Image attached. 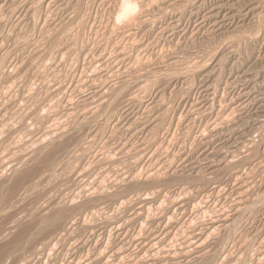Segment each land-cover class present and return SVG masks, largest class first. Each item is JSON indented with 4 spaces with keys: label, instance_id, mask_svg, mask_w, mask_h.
<instances>
[{
    "label": "rangeland",
    "instance_id": "1",
    "mask_svg": "<svg viewBox=\"0 0 264 264\" xmlns=\"http://www.w3.org/2000/svg\"><path fill=\"white\" fill-rule=\"evenodd\" d=\"M9 1L10 0H5V3L3 4L4 0H0V2H1L0 11L1 12L3 11L4 13H5V11H7L6 13H8V14H4L3 12L2 13L0 12L2 14L0 16V19L3 18L2 22L0 21V31L2 29H4V30L1 31L3 33L0 32V34H3V35H0V43H1L0 47L3 49V51L4 50L8 51V52L6 51V53L4 51V54H3L2 53L3 51H1L2 49L0 48L1 49L0 50V55H1L0 56V60H1L0 63H1V65H3V66H0V87H1V89H0V141H1L0 142V160L2 159V160H4L7 163L8 159H9V161H10L9 164L10 165H8L6 167L7 171L5 173L4 172H0V178L2 179L5 174L6 175L10 174V167L13 164L12 166H14L17 170L22 171L24 173L28 169L29 172H26V174L28 176L31 174V171H33V173L29 177V181L28 182L30 183V181H31L32 183H30V184L34 183V186L36 185L35 187L38 186V188H36V190H35L36 192L34 190L30 189L31 191L29 190V192L26 193L27 195H24V196H20L21 193H18L19 196L16 194L19 198L16 196L15 197L16 200L14 199L15 206H13L14 203L12 204V206L15 207V208H13L12 206L9 205L8 206V210H6L7 209L6 205H4V206L2 205L1 206V207H4V208H1L2 210L0 209L1 212H2V214H0V240L2 241L1 235L4 238H3V242L0 241V247L4 246V244H7L6 242L4 243V241L8 242L9 240L11 241L12 239H14L15 236L19 232L18 229L14 230L13 231L14 235L16 233L17 234L15 236H13V238H12V235H11V237L7 235L8 238L9 237L10 238L9 239H5V238H7L5 233L7 232L8 227L11 226L12 221H14L16 218L17 219L18 218L21 219L22 216H24V215H26L28 213H31L30 211L33 212L34 209L37 208L38 206L40 207V205H44V202L46 200L48 201L50 199L48 197V195H49L48 191H49L51 196H55V197H51V200H56L57 198L61 197L62 199H64V200L66 199L68 202H70V204H72V203L73 204L74 203L75 204H78V203L79 204H83L85 202L86 205H88V206H85V204H83L84 206L82 207V211L77 213L79 215L73 217V220L75 222L78 220L79 217L81 219H83L84 222L82 224V222L79 220V223H78L77 227L75 225L72 226L73 230H70V232H69V233H71V237L69 238V242L68 243L67 242L64 243L63 241L56 240L55 245H53L54 246L53 247L54 251L51 252L52 255L50 253V256H47L48 258L46 257L45 259L42 260V262L40 261V262L36 263V261L35 262L33 261L32 262L33 264H53V263L54 264H62L63 262H64V264H68V263H70V264H169V263H172V262H173L172 264H176V263L177 264H180V263L181 264H183V263L184 264L185 263L189 264L190 262H188V260L191 259V258H193V259H191V262H193L194 257H192L193 254H191V251L193 252V247H194V244H195V237L200 232L204 231L208 227L209 224L216 223L217 222V218L220 220L221 219L220 216L224 217L225 215L228 216V214L230 215L231 213H233V211L236 209L235 207L238 206L237 202H238L240 196H241V198H245V197L249 198L250 197L251 199L254 197L255 199L253 198V200L256 201V197L257 196L259 197L261 195H258L255 192H259L258 186H260L261 184L264 185L263 182L261 183L262 179L264 181V126H263L264 125V119L260 118V117H264V115H263V113H264L263 109L264 108L263 109L262 108L258 109V111H260V112H258L257 108H256V111H255L254 106L251 107L252 110L250 108H248V107H246V109L245 108L244 109L236 108L237 111H236V113H234V115L239 113L238 111H240V114L236 115L237 117L233 116L232 118H230L227 121L228 123L226 122L227 125H226V123H224L225 125L221 124L220 127H219V125L217 127L218 128L217 129L218 132L221 130V128L223 126L224 127L222 128V130L224 128L225 129L223 131L221 130L219 132V133H221L222 139L221 140H217L216 143H214L215 145L213 144L211 146V148H213V150H216V151L219 150V152H221V153L223 152V154H227V153L229 154L230 153L229 155H231V157L229 158V160H230L231 163L229 162L230 163V167H229L227 173L223 174L222 176L219 175V177L216 175V177L218 178L217 179V178L214 177L215 175L208 174L209 171L204 169L205 165H202L201 168L199 169L200 171H199L198 175L201 176V177L203 176L202 177L203 179H201V181H206V179L208 180L209 178H207V177L210 176V179L208 181L212 182L211 184L209 183L212 186L209 185V187H208V182L206 181L207 184H205V182H200L198 180L200 178H198V179H195V178H193V179H184V177L181 178L183 175L189 174L188 173V171H189L188 168H189L191 163H194L195 160H197L196 158H198V160H199V161L197 160V162H200V160L202 158L201 154H203V153H200V152H202L201 151V146L198 145V144L201 142V139L203 138L202 136H204V134L208 131L207 127L212 124V120H213V123L215 122V120H214L216 118L215 116L217 115V113H220L219 112L220 110L217 109V108H220L219 104L217 103L220 100L217 99V98H216L217 100L215 99L213 101L214 103L212 102V104H214V105L216 104L214 107L212 105V108H213L212 111H214V109L216 108L214 113L210 109L207 110V109L202 108L205 102H209V104H211V98H207L205 100L204 93L202 91H200V89H199L200 85H198V84H201V82H200L201 78L199 77V75L202 76L203 74L208 72L209 69H210V71L211 70H215L212 67L216 68V66H218L219 64H220V66H221V64H223V66H221V67H223V68L225 67L226 68V65H227V68L226 69L225 68L221 69L220 66H218L216 68V71L217 70L218 71L221 70V73H223L224 76H225L224 80L226 81L227 80L226 78H228V76L231 75L232 71L234 70L233 71L234 75L232 73V75L229 76L230 81H231L229 86H230L231 90H230V88L228 89V86H227L228 83H227L226 84L227 89L225 87H223V89L224 88L225 89H224V91H222L223 94H227L228 93L227 95H225L227 97V99L225 98L226 99V103L224 102L223 104H225V106H227V104H228V106L234 107L235 106L234 103L239 98V97L236 98L237 99L236 100L235 97H236L237 92L240 90V88H241L240 84L242 83L240 81L241 80L240 76L237 73V72H240V71H238L239 70L238 67L239 68L242 67L240 69V70H242V69L247 67V63H248V60H246V58L243 56L247 52L242 47L243 45L242 46L239 45L240 46L239 49L240 50L242 49V50L239 51L238 53H242L243 52L242 54H240L241 57H240V55L238 53H235L236 57H235L234 60H236L237 62L235 61L236 63L233 62V64H231L232 61L230 60V62H229V59L227 58V52L230 49V43L231 42H229V41H231V40L233 41L234 39H230L232 37H230V35H228L229 33H225V37H224L223 34L221 35V34L217 33L218 36H217V34H215L216 35V37H215V35L211 32V30L209 31V28L208 27L206 28V26H205L206 31L203 28L197 30L194 27V26H196L195 24L197 23V21H194L195 20L194 18L193 19L192 18L191 19L188 18L187 15H185L184 18H182V20H181L182 27L184 25L183 29H185V27H186V29L189 30L186 34H185V32L182 33V35H181V33L180 34H176V35H174L175 38H174V36H170V34H167V35L164 34V36L160 35V30H161L160 27L164 28L163 26H165L167 24H165V25H163V24L166 21H168V20H170L172 22L173 15L176 16V14H178V11H177L178 8L177 7H175V8H169L168 7L167 8L164 5V2H161L160 0H158V1H160L159 5H158V2L156 3V1H155L154 4H152L153 6L156 4L154 7L151 5V7L147 6L149 8H145V13H144L145 16L143 15L144 17L141 15V17L146 19L145 23L151 25V26L149 25L150 27H153V25H154L153 29L152 28H150V29H152L155 33L158 32L157 34H158V36L159 35L160 36L158 37L157 34H155L157 36L156 39H155V37H154L155 35L154 34L152 35V32H150L149 34L148 33H144L143 35L140 34L141 36L140 35L139 36L142 39L138 38L139 39L138 40L136 38L137 42L140 41L138 43L136 42V40H133L134 42L132 41V43L131 42L130 43L129 42L126 43V42H124L122 40H120V42L117 41L118 38L115 35H117L118 30H116V29L122 28V23H121L122 20L121 19H116V17H115V11L117 10V6H116V2H114V1H117V0H114V1L113 0H109V1L107 0L108 2L104 1V0L103 1L99 0L101 2V5H100L98 0H92V1H89V0L88 1L87 0H82V1L81 0H72L73 2L75 1V3L72 2V4L70 2L71 0H69V2H68V0H65V1L63 0V2H61L62 0L61 1L60 0H56V1L52 0L53 2H50L51 0H48L41 7H38L39 5H41V0H26L25 2H24V0H11V2H9ZM22 1H23V4L21 3ZM54 1H55V3H54ZM80 1H81V3H80ZM96 1H98V2H96ZM241 1H243V0H240V4L244 5V6L248 5V3L246 1H248L249 4H251L250 1L252 2V0H245V1H243L244 4H242ZM47 2H49V3H47ZM59 2H61V3H59ZM95 2H96V4H94ZM106 2L109 5H107ZM19 3L21 4V5H19V7L15 6L16 4H19ZM98 3H99V5L101 7L98 5ZM113 3H115V4H113ZM6 4H8V5H6ZM10 4H12V6ZM52 4H54V5H52ZM61 4H63V5H61ZM64 4H66L65 5L66 7L64 6ZM74 4H77L76 7H75ZM80 4H83V5H81L82 6L81 8H80ZM161 4H163V5H161ZM28 5L30 6V8L28 7ZM56 5L62 7V9L64 7V9L63 10H61L60 8L58 9V6H57V8L53 9V13H52L51 8H54ZM70 5L72 6V8L70 7ZM78 5H79V8H80V12L77 11V10H79ZM102 5H105V7H103ZM14 6H15V8H14L15 12L13 11L14 9H12L11 13L8 12V10H11L10 8H13ZM24 6H26V7H24ZM31 6H32V8H31ZM68 6H69V8H68ZM92 6H93V10L95 8H98V9L93 11L92 10ZM73 7H74V10H73ZM156 7H157V9H156ZM158 7H160V8L162 7L161 10L163 8H164L163 10H165V9L167 10L168 9L167 12H169V13H167L166 10L163 11V12L162 11L160 12V10H158L159 9ZM3 8L4 9L6 8L5 11H4ZM18 8L19 9L21 8V9L19 10ZM35 8H37V9L39 8V9L36 10L35 14H34ZM26 9H28L30 13L26 12V11H28ZM71 9H72V12H70ZM112 9H114V10H112ZM151 9H152V11H151ZM171 9H172V11H170ZM174 9L176 10V13H174L175 12ZM16 10H17V12H16ZM24 10H25V12H24ZM54 10H55V12H54ZM58 10H60V11H58ZM64 10L67 11L66 12L67 16H66V14L64 16V13H65ZM89 10H91L93 12L90 11L91 12L90 13ZM153 10H154V12H153ZM157 10L159 12H157ZM113 11H114V13H113ZM137 11H139V10L135 9L132 12L133 14H131V17L132 16L133 17L134 16H138L139 12L137 13ZM59 12L60 13L62 12L61 15H60ZM74 12H75V20L74 21L68 20V18L70 19L71 17L72 18L74 17V14L72 16V13H74ZM77 12L80 13V14L76 15ZM164 12H166L167 16H164L165 15ZM13 13H14V15H13ZM25 13H28V14H25ZM46 13H47V15H46ZM88 13H89V15H88ZM149 13H150V15H149ZM151 13H152V15H151ZM22 14L24 16H26V17L22 18L23 17V16H21ZM134 14H136V15H134ZM83 15H85V16L83 17ZM158 15H159V17H158ZM13 16H14V18H13ZM149 16H151V17H149ZM10 17L15 19V20L13 21V19H10ZM82 17H83V19H82ZM91 17L93 18V20L90 19ZM148 17H149L150 20L148 19ZM160 17H162L161 20H160ZM168 17H169V19H168ZM152 18H154V20ZM6 19H8V20L10 19V20L6 21ZM21 19H22V21H21ZM23 19H24V22H23ZM65 19H66V21H65ZM86 19H87V22H86ZM88 19L90 21H88ZM145 19H143V20H145ZM186 19H189V20L186 21ZM57 20L59 21L58 24L56 23ZM60 20L61 21L63 20L62 22L64 24ZM77 20L78 21L81 20L79 24L82 25L81 23H83L84 25L78 27L77 26V24H78ZM152 20L154 21L155 24L152 23L153 22ZM3 21H5V23ZM54 21H56V22H54ZM71 21L73 22V24H72ZM155 21L158 22V23H156ZM170 21L168 22V24L170 23ZM8 22L11 24V26L8 24ZM42 22L43 23L45 22V24H43ZM74 22H76L75 25H74ZM14 23H16V25L19 24V25H17L18 27H16L18 30L15 27H13V26H16ZM66 23H69L68 25L71 24L69 27H72V25H74L75 27H77V29L74 26L72 28H69L68 25H66ZM116 23H118L121 26L119 27L118 24H116ZM20 24L21 25L23 24V25L21 26ZM27 24H28V27H27ZM59 24L60 25L62 24L61 25L62 27L67 26L69 29H67L66 27L65 28L67 30L65 28L63 29L61 26H60V28H58ZM85 24H87V25H85ZM25 25H26V27H25ZM50 25H51V28L49 27ZM54 25H55L56 29H54ZM90 25H91V28H90ZM156 25L160 26V27H157ZM192 25H194V26H192ZM31 26H34V27H31ZM40 26H43L45 28H43V27L40 28ZM114 26H116V27L113 28ZM167 26H165V27H167ZM197 26H199L198 23H197ZM253 26L254 25H252V26L250 25V28L248 26V27L244 28L242 31L243 32L247 31L245 33L246 34L250 33L248 35H251V33L252 34L256 33L257 31H259L261 29L260 30L261 32L259 31L257 33H260V34L263 33L264 29H262V27H263L262 24H261V28H258V29L256 27H253ZM29 27H31L33 29H31V28L29 29ZM35 27H37V28L35 29ZM80 27H82V29ZM12 28L15 29V31L14 30L11 31L10 29H12ZM57 28L60 31L59 33H58V29ZM74 28H75V30H74ZM78 28H80L81 32L78 31ZM111 28H113V29L111 30ZM20 29H22V30L20 31ZM49 29H51V30L54 29V30L51 31ZM62 29H63L64 32H66V34H64V32L61 31ZM70 29H71L72 32L68 31ZM90 29H92V30H90ZM114 29L116 30L115 32H114ZM156 29H157V31H156ZM158 29H159V31H158ZM253 29H255L254 32H252ZM56 30H57V32H56ZM190 31L191 32L196 31L197 33L194 32L195 34L194 33L192 34ZM242 31H241V34H238V36L239 35H241V36L243 35ZM7 32L12 33V34H10L12 36H10L9 33L7 34ZM20 32H22V34ZM54 32H55V34L53 35ZM207 32H209L210 35L212 34L214 36H212V35H211V37L209 36V38H210L209 39L208 38L209 34H207ZM50 33L52 34V39H51V34ZM56 33H58L59 36H57ZM72 33H74V34H72ZM75 33H76V35H75ZM114 33H115V35L113 36ZM245 33H244V35L246 36ZM61 34H63V35L61 36ZM190 34H192V35H190ZM260 34H258V35H260ZM5 35H6V37L8 39L5 37ZM14 35H16V36H14ZM22 35L25 36V37H27L26 35H28V37H27L28 39H26L25 37L22 38ZM66 35H68V36H66ZM219 35L222 36V37H220ZM234 35L236 36L237 34H234ZM244 35H243V37H244ZM112 36H113V38H112ZM178 36H179V39H178ZM226 36L229 39L226 38ZM3 37H4V39L6 38L5 40H8V42L3 40ZM13 37H14V39H13ZM16 37L21 38V39H19V41L16 42L15 41ZM53 37H54V40H53ZM56 37H58L61 40H59L58 38L55 39ZM151 37H153V39ZM160 37H161V39H160ZM171 37H172L173 41L170 39ZM148 38L149 39L151 38V39L149 40ZM205 38H206L207 41L205 40ZM22 39L25 40V41H28V40L29 41H28V43L25 42V41L23 43H20V41L21 42L23 41ZM237 39L235 41H233V42L235 43L237 41ZM238 40L239 41H237V43H236L237 45H238V43H240V44L242 43L240 41L241 39H238ZM1 41H3V42H1ZM114 41L117 42V43H115ZM143 41L145 43H141ZM148 41H150V42H148ZM151 41L153 43L152 45H151ZM178 41L181 42V43H179ZM13 42H14L15 45L13 44ZM122 42H123L124 46H123ZM113 43H114V45L115 44L118 45L117 47L115 45L116 48H119V49L123 48V52L120 53V54L123 55V53H124V55H126L127 53L129 54L131 52L130 54H131L132 57L129 54V55H126L127 57L125 56V59H122V60L120 58L117 59V55L119 54V50L117 49L118 51H116L114 49L115 47H113ZM125 43H126V45H125ZM149 43H150L151 48L148 45ZM154 43H155V45H157V43L159 45H157V47H156L154 45ZM28 44H30V45H28ZM127 44L128 45H132L131 49H130V46H127ZM133 44H134V46H133ZM146 44L149 46V48L147 47ZM16 45H17V47H16ZM19 45H21V47ZM22 45H24V46L22 47ZM31 45H33V46H31ZM105 45H106V48H105ZM121 45H122V47H121ZM144 45H146L145 46L146 48L144 47ZM125 46H126V48H125ZM168 46H170V48ZM159 47H160V49H164V50L160 51ZM227 47H228V49H227ZM6 48H8V49H6ZM20 48H23V49H20ZM38 48H39V50H36ZM135 48H136V50L138 49L137 51L139 53L136 50H134ZM139 48H143V49H139ZM168 48H169L170 51L171 50L172 51L170 52L169 50H167ZM260 48H263V47H257L256 48V52L257 53L261 52ZM12 49H13V52L11 53ZM150 49H152V51ZM243 49H244L245 52L243 51ZM258 49H259V51H258ZM14 50H15V52L17 50H19V51L15 53ZM34 50H36L35 54H34V52H35ZM127 50H129V52ZM130 50H132V51H130ZM139 50H141V52ZM155 50H156V52H155ZM135 51L139 55L136 54ZM222 51H224V52H222ZM107 52H110L111 54L109 53L110 54L109 55ZM113 52H115V53H113ZM144 52H145V54H144ZM10 53L11 54L15 53V54L9 56ZM90 54L93 55V56H91ZM114 54H117V55H114ZM146 54H148V55H146ZM150 54H152V55H150ZM195 54H196V56H195ZM103 55H105V56H103ZM143 55H145L146 57L143 56ZM222 55L225 58H227V61ZM260 55H261V53H260ZM138 56L142 57V59H143L142 63H144L146 59H148V61H149V59H151L152 63L149 62V64L151 63V65L153 64V66H149V64H147L148 63L147 61L144 63V64L147 65V67H145L146 65L144 66V64H142V65L145 68L142 67V65H141V67L143 68L142 71H144L145 69H148V66H149V69L151 71L148 69L149 73L146 74L151 79V80L148 79L149 81L148 80L146 81V77L147 76L146 75L144 76V74L146 72H148V71H146L143 74L141 73L143 76H140L139 72L136 74V72L138 71L137 70L138 69L137 68L138 63H137V60H135V58L136 59L138 58L139 60L141 59ZM3 57H5V58H3ZM163 57H165V58H163ZM209 57H210V59H207ZM222 57L224 59H222ZM154 58H156V60H154ZM93 59H95L96 61L93 60ZM218 59H219L220 62L222 60V62L221 63L220 62H216V60H218ZM242 59L243 60L245 59V61H244L245 64H244ZM133 60H135L134 63H133ZM192 60H193V62L195 64H193L191 62ZM97 61L100 62V63H98ZM224 61H226V62H224ZM240 61H241V64L239 63ZM120 62H122L123 65L122 64L119 65ZM125 62H127V63H125ZM135 62H136V67H134ZM138 62H141V60L138 61ZM155 62H156V64H155ZM187 62H188V66H189L188 69L186 68ZM130 63H133V65L130 64ZM184 63H186V64H184ZM191 63H192V65H191ZM224 63H225V65H224ZM167 64H169V65H167ZM183 64L185 65V67H184ZM239 64H240V66H237ZM36 65H37V67H36ZM98 65H99V67H97ZM171 65H172V67H171ZM242 65H245V66L243 67ZM262 65L264 66V64H262ZM33 66L36 67V68H34ZM93 66H95V68ZM139 66H140V63L138 65V67ZM231 66H233V68ZM18 67L20 68V70H19ZM122 67H124V70L122 69ZM129 67L130 68L133 67V68H131V70H130ZM152 67H154V68H152ZM180 67H181V69H179ZM191 67H192V69L190 70L189 68H191ZM193 67L195 69H193ZM10 68H11V70H10ZM116 68H117V75H118V71L120 72V70H122V72L119 73V74H121L124 79L126 78L125 80H123V78H122L123 81H125L126 83L128 82V85L125 84V86L127 85L128 87L126 86V88L125 87L124 88H125V90L128 88L131 92L128 89H127L128 92L124 91V88H122L124 85L122 87H120L123 90H121L120 88H117L118 90L117 89L114 90L116 93H114V91H113V93L111 92V89L114 88L115 86H118L116 84H119L122 81L121 80L122 76L121 77L118 76L119 78H115L117 76L116 75ZM127 68H129V70H127ZM140 68H139V71L142 69V68L141 69ZM169 68L171 70H169ZM183 68H185L184 72L182 71ZM230 68H232V69H230ZM125 69H126V71H125ZM132 69H135L137 71L135 72V70H132ZM157 69H158L159 72L157 71ZM161 69L162 70L164 69L165 72L164 73L163 72L160 73ZM152 70L153 71L155 70V73ZM177 70H178V72H177ZM179 70L181 72L185 73V74H187L188 72L190 74L189 73L187 75L183 74L184 76L187 77L186 78L183 75H180L182 73ZM193 70H194V73H196V74L193 73ZM196 70H198V72ZM10 71H12V72H10ZM186 71H187V73H186ZM235 71H236V73H235ZM125 72H126V74H125ZM150 72H153V73L151 74ZM228 72H230V74ZM112 73H114L115 77L112 75ZM134 73L136 75H134ZM127 74H129V75H127ZM138 74H139V78L141 77L140 79L136 78ZM191 74H192V76H195L197 78H195V77L190 78L189 76H191ZM130 75H132V76H130ZM226 75H228V76H226ZM133 76L136 78V81H134L135 79L133 78ZM149 77H147V78H149ZM105 78H106V81L108 80L107 82L104 81ZM114 78H115V81H114ZM194 78L196 80H194ZM82 79H84L85 81H83ZM127 79H130V80H127ZM131 79L132 80L134 79L132 81L133 84L135 82H137V83L132 85L131 84ZM142 79H144L145 81H143ZM158 79H161V81L159 80V83H161V85L159 84V86H156L158 84ZM179 79H180V81H179ZM190 79L193 82H191ZM154 80L155 81L157 80V82H155ZM176 80H177V82H176ZM186 80H187L188 84L186 83ZM236 80H238V81H236ZM111 81H114V82L117 81V83H114V82H111ZM162 81H163V83H162ZM168 81L170 83H168ZM182 81H184V82L182 83ZM232 81H233V83H232ZM138 82H140L139 83L140 86L137 85ZM147 82H148V84H146ZM149 82H150V84H149ZM165 82H166V84L168 83L166 86H164ZM175 82H176V85L173 86V84ZM180 82L182 83L183 86L181 85ZM236 82H238L237 85H236ZM103 83H105V84H103ZM110 83H111V85H110ZM129 83L132 85V87H131V85H129ZM151 83L152 84L154 83L153 84V86L155 85L154 89L152 88ZM79 84H81V85H79ZM98 84L100 85V87H98L99 86ZM120 84H123V83H120ZM191 84H193V86ZM59 85H61V87ZM101 85H104V87L106 86L105 88H107V89L104 90L105 88H103ZM147 85H149L148 89L147 88L145 89V86H147ZM150 85H151V87H150ZM197 85H198V87H197ZM231 85H233L234 88ZM72 86H74V88ZM110 86L111 87L113 86V87L110 88ZM129 86H130V88L135 87L133 89V91H132V89L129 88ZM186 86H189V87L186 88ZM136 87H137L139 92H140V90H142V87H143V90H147L148 92L145 93L142 90L141 93H138ZM162 87H164L163 89H165V91L161 89ZM235 87H237V89H235ZM99 88L100 89L102 88L104 90V92L106 91L105 97L107 99H105V97H104L103 100H98V101L96 100L97 101L96 103H95V101L93 102V100L95 98L93 100L91 99L92 102L90 100L89 102H87V104H85V106L87 108L91 107V109L88 108L89 109L88 110L84 106L83 102H85V100L88 98V96L90 97L92 95L91 92L92 93H96L97 91H95V89H98V91H99ZM151 88L153 90H150ZM185 88L187 89L186 94H185V91L182 92L183 90H186ZM191 88L193 89V91H189V90H191ZM77 89H79V90H77ZM92 89H94V90L92 91ZM134 90L139 94V96L143 93L141 95L142 97L139 98V96H137L138 94ZM149 90L152 91V92H150L151 94L149 93ZM160 90H162V93H160L161 92ZM109 91L112 93L111 94L112 97L110 96V93H107ZM123 91H124V94H125V92L128 93V94L129 93L133 94V92H134V95L137 96V98L136 97L135 98H136V101H138L137 102L138 105L135 103L134 106L133 105H131L132 107L130 106L131 109H134V110H132L134 116L132 114V115L129 116L130 118L129 117L126 118V115L124 114V112H122V114H121V111L123 110V104L121 103L122 99L120 100L118 98H122L121 93L123 94ZM154 91L157 92L158 96L155 95L156 93ZM158 91H160V92H158ZM199 91H200L201 94L199 93ZM225 91L226 92L228 91V92L226 93ZM234 92H236V93H234ZM118 93H120L121 96ZM182 93H184L185 97H183L184 95H182ZM231 93H233L232 96H231ZM114 94H116L118 96H116ZM146 94L148 96H146ZM106 95H108L110 97V99ZM144 95L147 98L143 97ZM159 95H160V98H159ZM114 96H116V97H114ZM155 96H156V99L152 98V97H155ZM31 97H33V98H31ZM113 97L117 100L116 102L119 105L118 108L116 107L118 105L116 104V102H114L115 99ZM188 97H189V99H188ZM184 98H185V100H184ZM111 99H112V101H111ZM139 99H140V101H139ZM142 99H144V101L145 100L146 101L145 102L142 101L143 105H142V107L140 109V106H141L140 102H141ZM157 100L159 101L158 102L160 104V105L158 104L159 106L157 105ZM232 100H233V102H232V104H230V102ZM81 101H82L83 104L81 103ZM99 101H101V104H97ZM104 101L107 102V103H105ZM149 101H152L153 103L151 104V102H149ZM162 101L164 102V106L161 104ZM199 101H200V103H199ZM111 102L114 103L116 106L114 104H112ZM154 102L156 104H154ZM89 103H90L91 106L89 105ZM91 103H93V105ZM108 103L112 104V106L109 104V107H108V105H107ZM147 103H149V104H147ZM201 103H203V104H201ZM72 105H74V106H72ZM80 105H82L83 108ZM95 105L97 106V110L99 108L100 112L99 111L98 112L100 114L98 112H96V106ZM135 105H136V107H135ZM167 105H169V106H167ZM110 106H111V108H110ZM165 106L168 107V108H166L167 110L164 109ZM193 106H194V108H193ZM195 106H196V108H195ZM223 106L224 105H222V107ZM70 107H74V109L70 108ZM75 107H77V108H75ZM80 107H81L82 110H80ZM92 107H93V109H92ZM102 107H104V108H102ZM152 107H154V108H152ZM191 107L194 110L195 109L197 110V108H198V110L197 111L195 110L194 113H192L190 115L189 114L190 113L189 108H191ZM106 108L113 109L114 111L113 110L111 111L110 109L107 110ZM155 108L156 109L159 108L158 111H156ZM68 109H69V113H68ZM83 109H86V111L83 112ZM135 109L137 110V112H136ZM148 109H150V110H148ZM66 110H67V112H66ZM79 110H80V112H79ZM118 110H119V113H118ZM159 110H160L161 114H158ZM163 110L164 111H168V113H170V114H166V112H165V114H166V116H165V114L162 113ZM201 110L205 111L204 114L201 113L202 112ZM209 110H210V113L207 112ZM248 110L250 112L253 111V113L251 112L252 113L251 114ZM72 111H74V112H72ZM75 111H76V113H75ZM102 111L104 113V116H103V113L101 114ZM107 111H109V112H107ZM185 111H186V113H185ZM216 111H218V112H216ZM77 112H79L80 114H83V115H81L83 117H80V118L82 120H85V121H82L79 118L80 123H82L84 125L86 123V125H87L90 122L88 126L85 125L83 127V125L82 124L80 125V123L78 122V119L77 120L75 119V118H77V116L79 117ZM85 112H87V114L89 115L88 117L91 118V119H89L87 117V114ZM114 112H115V114H114ZM152 112H153V115H152ZM187 112H188L189 115L187 114ZM197 112H198V114L199 113H201V114L197 115ZM66 113H68V114H66ZM73 113H75V114H73ZM90 113H93V116ZM111 113H113V115ZM147 113H150V115H152V116L149 115L150 116L149 117L147 115ZM207 113H208V115H207ZM245 113H248V115L252 116L253 118L247 116V114H245ZM254 113H255V115H254ZM72 114H73V116H71ZM244 114L247 116V119H246V116L243 117ZM106 115H108V116L110 115V116L106 118ZM154 115H156L158 117L160 115H164L165 116L164 119H163V121L165 123L162 122V124L163 123L164 124L161 125V128H160L161 131L160 130H159L160 132L157 131L159 134L157 132L153 131L152 129H150V127H151V125L153 123L152 120H154L155 117H156V116L154 117ZM184 115H186L188 118H190L191 122H190V119L185 118L186 116H184ZM195 115H196V117H195ZM206 115H207V118H206ZM261 115H263V116H261ZM254 116H256V117H254ZM84 117H87L89 122H87V119L84 118ZM93 117H95V118H93ZM111 117H113V118L111 119ZM153 117H154V119H153ZM211 117H212V119H211ZM235 117L238 118V119H236ZM99 118H100V120H99ZM143 118L146 119L144 121H146L147 124H146V122H145V124L143 123L144 122ZM161 118H163V117L161 116ZM165 118H168L167 119L168 121ZM183 118H185V119H183ZM193 118H194V120H193ZM196 118H197V120H196ZM94 119H95L94 122L96 124V127L95 126L92 127L94 125V122H92ZM104 119H105V121H104ZM106 119H108V121L110 123ZM147 119H148V121H147ZM240 119L241 120L243 119L242 120L243 122ZM261 119H262L261 122H263V125L259 121ZM112 120H114V121H112ZM139 120H142L143 122L139 121ZM210 120H211V122H210ZM230 120H232V121H230ZM237 120H239L240 124H238L237 122H234V121H237ZM180 121L183 122V123H180ZM229 121L231 122V124H230L231 126H229V123H230ZM77 122H78V124H77ZM98 122H100V123H98ZM101 122H102V124H101ZM106 122H108V123H106ZM149 122H151V123H149ZM192 122H194L195 124L192 123ZM232 122H233V125H232ZM74 123L76 124L75 125L76 129H75V127L73 128ZM139 123H142V124H139ZM173 123H174V125L175 124H178V125L177 126H173ZM256 123L259 126H261V128ZM97 124L99 126H101V125L102 126L98 127ZM103 124H105L106 126L105 125L103 126ZM148 124H150V125H148ZM166 124H168L169 127ZM184 124H187V125H185L186 129L184 128ZM253 124H254V126H253ZM139 125H140V127H139ZM144 125L146 127L148 126V128L150 130L149 131L148 130H142V127H144ZM170 125L173 126V127H171ZM181 125H183V126L181 127ZM206 125H208V126H206ZM246 125H247V127H246ZM60 126L64 127L65 130L67 128L70 129V127H71L69 132L71 130L73 132L74 129L76 131L80 130V128L77 129V126L81 127V129L82 128H87L89 130V128H90L89 132H91V130H92L91 134L89 133V134H87V136H86L85 132L83 133V131H81V130L80 131L82 133L80 131H77V132L74 131L73 133L72 132L71 133L66 132V135H67L66 137L67 138H69L72 135L75 136V137H76V135L77 136L80 135L79 138H82L81 136L85 135V137L82 138V140L86 139V137H88L87 138L88 141L87 140L82 141L81 139H78V137H76L77 140H75L76 138L74 139V137L72 136L73 139L71 140V142L74 140L77 143L76 146L72 143L74 145L73 148H75V147H79L80 148V145H81L82 146L81 149H82L83 152L81 151V149H80V151H81L80 152L78 150L79 148L76 149L77 151L75 149H72V147H71L72 144L70 142V145H69L70 147L69 148H71V149L68 148V149H66V152H61L62 154L59 152L58 154H55L54 157L50 158V161H51V159L53 160L51 162H54L55 160L58 161L59 159L62 160V158L65 159V161L67 160L66 163H64L65 161L62 160V162H63L62 164H60L61 161L60 162L58 161L59 164L62 165V166H60L59 164H58L59 166L58 165H52V163L48 159H46V157L50 153H49V151L47 153V151L44 149L45 147H48V149L50 148V150L52 149L51 146H50L51 140L49 141V139L50 138L53 139L52 138L53 136L51 137L49 135H54L56 137L58 135V131L61 132L64 129V128H60ZM162 126H164L165 129H164V127L162 129ZM166 126H167V129H166ZM225 126H229V128L231 130H228L229 128H227ZM56 127H58L59 129H62V130H59ZM91 127H92V129H91ZM170 127H171V129H170ZM241 127H242V129H241ZM98 128H99V130H98ZM140 128H141L142 131L140 130ZM256 128H258V129H256ZM51 129L54 130L53 134H52V132H50L51 134H49V131H52ZM87 129H84V130L88 133ZM95 129L99 133L96 132ZM106 129H107V131H106ZM56 130H58V131H56ZM65 130H63L64 133H65ZM162 130H164V131H162ZM165 130L166 131L170 130V131H169V133L168 132L165 133L166 132ZM237 130H239L240 132L237 131ZM63 131L61 133H63ZM145 131L146 132L148 131V136L146 135L147 133L145 134L146 136L144 135ZM225 131L228 132V133H226ZM231 131H232V133H231ZM55 132H57V133H55ZM150 132L153 134L152 136L149 134ZM224 132H225V134H224ZM45 133H46V135H48L47 136V137H49L48 139H47ZM94 133L95 134L97 133L96 136H98L100 138H96V136L95 137L94 136L91 137L92 135H95ZM132 133H135V135H132ZM136 133H138V134H136ZM240 133H241V136H240ZM247 133L249 134V137H247L248 136ZM70 134H72V135H70ZM187 134H189L188 136H190L191 139L186 136ZM207 134L208 133H206L205 136ZM229 134H230V137L232 136L231 138H229ZM128 135H131V136H128ZM154 135H156V136H154ZM242 135H243V137H242ZM3 136H4L5 140H4V138L2 139ZM132 136H134V138ZM207 136H209V134ZM45 137H46V139H42V138H45ZM154 137L157 138V140ZM198 137L200 138L199 141H198V139H199ZM6 138H7V140H6ZM95 138H96V140L94 141ZM1 139L4 140V142ZM188 139H190V140H188ZM195 139H197V140H195ZM238 139H240V140H238ZM35 140H37V141L38 140H43V141H41L42 142L41 144H43L46 141L45 142L46 144L45 143L44 144L48 145V146H45V145L44 146H42V145L39 146V142L40 141H38V142L36 141L35 142ZM80 140H81L82 143L80 142ZM152 140H153V142H152ZM154 140H155V142H154ZM223 140H224V142H223ZM47 141H48L49 144L47 143ZM89 141H90L91 144L89 143L88 146H87L86 142L88 143ZM92 141H94V142H92ZM243 141H244V143H243ZM13 142H14V144H13ZM218 142H219V144H218ZM225 142H227V143H225ZM246 142H248V144ZM1 144H3V145H1ZM92 144H94V145L92 146ZM152 144H154V145H152ZM157 144L160 146V148H158L159 146H157ZM216 144H218V145H216ZM33 145H35V147H33ZM197 145H198V147H197ZM8 146H9V148H8ZM36 146H38V147H36ZM41 146L44 147V148H41ZM84 147H85V150L83 149ZM149 147H150V149H149ZM199 147H200V149H199ZM33 148H37V151H36V149H33ZM86 148H89V149L86 150ZM90 148H92V151H91ZM137 148L139 149V151H138ZM42 149H44V151ZM124 149H126L127 151L124 150ZM129 149H131L133 152L130 151ZM29 150L32 151V152H30ZM67 150H74V151H72V152L68 151L69 152L68 153ZM88 150H90L89 151L90 153L86 152ZM119 150H120V152H119ZM202 150H204V149H202ZM28 151L32 155H29ZM121 151H124V152L121 153ZM128 151H129V154L127 156V154H125V153H127ZM153 151H154V153H153ZM196 151H197V153H196ZM39 152H40V154H39ZM44 152H45V154H44ZM79 152H80V154L78 155ZM131 152H132V154H131ZM27 153H28V156H26ZM35 153H37V157L35 156ZM51 153L53 154V151H51ZM71 153H74L75 155L74 154L71 155ZM82 153L84 154V157H82L83 156ZM86 153H87L88 156L86 155ZM93 153L94 154L96 153V154L94 155ZM16 154L20 158L19 161L22 162V164L21 163L18 164L19 161H17V163H16L15 159L18 158L16 156ZM33 154H34L35 158L33 157ZM46 154H47V156L45 157ZM66 154H68V155L70 154V155L68 156ZM80 155H81L82 159L79 158ZM133 155L135 157L136 156L137 157L140 156L141 157L140 160L138 161L137 158H135V157L133 158ZM199 155H201V156L199 157ZM41 156H44V157H41ZM70 156L72 157V159H71ZM129 156H131V157H129ZM23 157L24 158L26 157V158L23 160L22 159ZM28 157H31V160L34 158V160H35L34 163L31 164V162H33V160L30 162V158H28ZM39 157H41V158H39ZM64 157H67V158H64ZM107 157H109V158H107ZM69 158H70L71 161L74 160L76 162L75 163H74V161L71 162L70 160H68ZM77 158H79V160H81V161L75 160ZM38 159H41V160L43 159V160L40 163V162H38ZM89 159H90V162H89ZM26 160L29 161L30 163L28 162V164H27ZM103 160H106V162L103 161ZM107 161H108V163L110 162V164H108ZM5 162H4V164H5ZM36 162H38L37 163L38 165L36 164ZM56 162L54 164L58 163V162L57 163ZM68 162L72 163V164L69 165ZM104 162L107 163L108 165L105 164ZM139 162L141 164H139ZM25 163H26V165H25L26 167L23 166ZM134 163H136V164H134ZM20 164L24 168H20L21 167ZM201 164H203V163H201ZM17 165L19 166V168L21 170L17 167ZM27 165H30V166L36 165V166L31 167V168H30V166H28V168H27ZM67 165H69V166L72 165V167L75 168V172H74V169L72 171H70L69 169L66 170L65 168H67V167H65V166H67ZM56 166L59 167V168L57 167L58 168L57 170L55 168ZM52 167L55 169V171L51 170ZM79 167H81V168H79ZM48 168H50V169H48ZM76 168H79V169L77 170ZM185 168H186V170H185ZM30 169H31V171H30ZM49 170H51V171H49ZM62 170H63V172H62ZM65 171H67V172H65ZM82 171H83V173H82ZM22 172H21V174H22ZM2 173H3V177H1ZM148 173H149V175L152 174V177H155V175L157 174L156 178H160L161 177L160 179H162V183L161 184L159 183L158 185L156 184L157 186H155L154 184L150 183L149 182L150 180L146 179V177H147L146 175H148ZM205 173L208 174V176ZM235 174H236L235 177H229L230 175H235ZM70 175H72V176H70ZM24 176H25V174H24ZM133 176L136 177L137 179L140 177V179L142 180V183L145 182L144 184H142V185H145V187L144 186H141V187L136 186V187H129L128 188V186H127L128 180L130 178H132ZM177 176H180L178 178H181V179H178ZM211 177H214L215 179L211 178ZM32 178H34V180ZM43 178H44L45 181L42 180ZM65 178H66V180L64 181ZM68 178L72 179V182ZM74 178L76 180H74ZM62 179H63V181H61ZM140 179H139V181H141ZM144 179L146 181H144ZM163 179H164L165 182H163ZM166 179H169V180L166 181ZM212 179H213V181H211ZM35 180H36L37 183H35ZM42 181L44 183L41 185ZM28 182H26L27 185H28ZM148 182L152 186H150L148 184ZM69 183H71V184H69ZM50 184L52 185L53 188L51 186H48ZM122 184L125 185L124 186L125 188H123ZM39 185H41V186L39 187ZM244 185H247L246 191L244 193L241 190L237 191V188L239 186H244ZM262 185H261V187H262ZM35 187H34V189H35ZM120 187H121V189H119ZM126 187H127V189H126ZM213 187L215 189H217V190H215ZM249 187L250 188L253 187V189H254V190L253 189H249L251 191L248 190L250 192V194H249V192H247V189ZM261 187H259V188H261ZM39 188H41L43 191L39 190ZM104 188L108 189V190H105ZM37 189L39 190V192L37 191ZM114 189H115L116 192L114 191ZM101 190H105L106 192L105 191L101 192ZM118 190H121L123 193L119 191L120 196L118 195V196L115 197V195L113 193L118 194V192H117ZM20 192H22V191H20ZM107 192H109V193L113 192L112 193L113 194V198H108L109 194H107ZM40 193L44 194L45 196L47 195L46 196L47 198L44 195L42 196ZM45 193H47V194H45ZM57 193H58L59 196L57 195ZM87 193H89V194L94 193L95 197H97V198H94V197H92L94 195L91 194L92 196L89 195L90 196V199H89V196H88L89 201L94 198L92 200V203L95 202L96 199H98V196H96L97 194H99L100 196L103 194L101 196L102 198L100 197L102 200L100 199V202L98 200L99 203L97 201H96L97 203L95 202L98 207L93 208L95 203L92 206L89 205L91 203V201L88 203L87 196H84V195H88ZM111 193H110V196H112ZM121 193H122V195H121ZM245 193H246V196H245ZM14 194H15V190H12L11 195H14ZM242 194H244L245 197ZM247 194H249V195H247ZM56 196H58V197H56ZM83 196L86 198L87 201L83 200V198H82ZM105 197H107V199H105ZM258 197H257V201L255 202V205L258 206V207L256 206V208H260L261 209L260 211L262 213L258 212L259 216L256 214V216H255L256 218L254 216H251L252 214L250 212H248V211H245L243 213L248 214L249 216L241 213V216L243 217L242 220L244 219L245 221L244 220H243L244 222L241 221V216H239L240 218L238 217L240 220L239 219L236 220L237 222H240L239 224L242 223L243 225L242 224L238 225V226H240V227H238L237 226L238 223L236 222L235 228H234V231H235V229H236V231L235 232L233 231V232H234V235L236 233H237V235L236 236L233 235L234 239L232 238L230 241H228L229 244L226 243L227 245L225 246V252H227V254L225 253L226 257H227V255L229 253L230 254L229 255L230 258L229 257L226 258L225 255H224L225 262H224V260H222L224 263L221 261L223 264H225V263L226 264H230V263H227V261H228L227 259H229V261H231V264H234V263L235 264H237V263L238 264H244V263L245 264H256L255 262H257V260H258L257 264H264V249H263L264 248V243L262 244L263 246L261 244L257 245L258 243L257 242L255 243L254 239H253L254 237H252L253 234H254L253 227L252 226L251 227L250 226H246V225H250V224L254 225L255 221L257 222V221L264 220V207H262V206H264V202H262L264 199H262L260 201L261 197H259V198ZM250 198H249V200H251ZM74 201H76L77 203L74 202ZM79 201H82L83 203L79 202ZM127 202H129V203L127 204ZM258 202L259 203L262 202L263 204L262 203L259 204ZM174 203L177 204V205H175V207L179 206V205H181V206H179V207H177L175 209ZM256 203H258L259 205L256 204ZM125 204H127L129 207H126L127 205H125ZM171 204H173V206H171ZM233 204H235V205H233ZM169 205L171 207H169ZM125 207H126V209H124ZM131 207H133V208H131ZM229 207H232V208H229ZM98 208L99 209L102 208V209H100L101 211ZM128 208H130V210ZM96 209H97V211H96ZM125 210H127V211H125ZM229 210H231V211H229ZM26 212H28V213H26ZM92 212L95 213L93 218L89 217L90 213H92ZM99 214H100V216H99ZM220 214H224V215H220ZM244 215H245V217H244ZM113 216L116 217V218H112ZM109 217H111V218H109ZM248 217H250V218H248ZM108 218L111 219V220H109ZM252 218H254V219H252ZM250 219H252V220H250ZM249 222H251V223H249ZM247 223H249V224H247ZM87 225H89V226H87ZM238 228H240L242 231H240V229H238ZM25 229H26V226H23L20 232L24 231ZM248 229L251 231L250 232L251 234L249 233ZM238 230L240 231L239 233H238ZM214 232H216V231L214 230V231L211 232V235H213V236L208 235L206 237V239L204 240L206 242H203V245L200 246V247H203V248L206 247L209 243H212V241L216 237L218 238L217 235L220 236V234H222L221 232H219V233L216 232L214 234ZM241 232L243 233V235H242ZM240 233H241V235H239ZM248 235H251L250 236L251 238ZM209 236H211V237H209ZM238 236H240V237H239V239L237 241ZM243 237H244V240H243ZM241 238H242V240H241ZM233 240L234 241L236 240L235 241L236 243H233L234 242ZM240 240L242 242H244V243L246 242V244L248 243L247 244L248 249H247V246H245L246 244L239 243ZM2 243H4V244H2ZM76 243L78 244V246H77ZM252 243L255 244V245L253 246ZM188 244H189V246L191 248L190 247L188 248V246H187ZM230 244H233V245H230ZM63 245H66V246H63ZM241 245H243V246H241ZM249 245L252 246V247H250ZM185 246H187V247H185ZM238 246H240V247L238 248ZM36 247H39V246L37 245ZM241 247H244V248H241ZM249 247L252 250H249ZM253 247H254V249H253ZM186 248H188V249H186ZM240 248L242 250H245L244 252L248 251L247 254L243 253V255H242V253H241L242 250ZM258 248H259V250L261 248L262 249L259 251ZM26 250L27 249L25 248L24 252H27ZM185 250H186V252H187V250H189L187 252V254L190 256V258H189V256H187L186 252H184ZM255 250H257L259 252L255 251ZM183 253L186 254L185 258H183ZM244 254H246V255H244ZM167 255H168V258H167ZM260 255L262 257H260ZM25 256L26 257L30 256V252L28 251L27 253H25ZM237 256L238 257L241 256V257L238 258ZM9 258L10 257H7V259H5L6 261L3 264H13V259H12L13 257L10 258L11 260ZM68 260H69V262H68ZM166 260L169 261V263ZM170 260H171V262H170ZM241 260H242V262H241ZM243 260L246 261V262H244ZM8 261H9V263H7ZM183 261H185V262H183ZM232 261L233 262L235 261V262L233 263ZM72 262H74V263H72ZM212 262H214V264H219L220 263V258H218L217 261H212ZM211 264H213V263H211Z\"/></svg>",
    "mask_w": 264,
    "mask_h": 264
},
{
    "label": "bare ground",
    "instance_id": "2",
    "mask_svg": "<svg viewBox=\"0 0 264 264\" xmlns=\"http://www.w3.org/2000/svg\"><path fill=\"white\" fill-rule=\"evenodd\" d=\"M26 0H24V2H25ZM46 1H48V0H41V5H39L38 7H41ZM56 1V0H55ZM55 1H54V3H55ZM61 1V0H60ZM65 1V0H64ZM82 1V0H81ZM81 1H80V3H81ZM88 1V0H87ZM89 1H92V0H89ZM99 1V0H98ZM98 1H96V2H98ZM101 1H103V0H101ZM104 1H107V0H104ZM109 1V0H108ZM107 1V2H108ZM114 1V0H113ZM156 1V3L158 2V5H159V2L161 1V2H164V5L168 8H175V7H177L178 8V14H176V16L175 15H173V20H172V22L170 21V20H168V21H166L163 25H165V24H167V25H165V26H167V27H165V26H163L164 28H162V27H160V26H157V27H160L161 28V30H160V35H162V36H164V34H170V36H174V35H176V34H180L181 33V35H182V33H184L185 32V34L189 31L188 29H186V27H185V29H183L184 28V25H183V27H182V24H181V20H182V18H184V16L185 15H187L188 16V18H194L195 20L194 21H197V23L199 24V26H197V23L195 24L196 26H194V25H192V26H194L197 30H199V29H201V28H203V29H205V26H206V28L208 27L209 28V31L211 30V32L215 35V34H223L224 35V37H225V33H229L228 35H230V37H232V38H230V39H234L233 41H235L237 38L238 39H241L240 41L242 42L241 44L240 43H238V45L236 44L237 43V41H239L238 39H237V41L234 43L232 40L231 41H229V42H231L230 43V49H229V51L227 52V58L229 59V62H230V60L232 61V63L231 64H233V62H235L236 60H234L235 59V53H238L239 51H241L240 49H239V47L240 46H242L244 49H245V51H247L243 56L246 58V60H248V63H247V67L246 68H244V69H242V70H240L241 68H239L238 67V71H240V72H237L238 74H239V76H240V81L242 82L241 84H240V86H241V88H240V90L237 92V94H236V97H235V99L236 98H238V100L234 103V107H231V106H228V104H227V106H225V104H223L224 102L226 103V99H227V97L225 96V95H227L228 93V91L226 92L227 94H223V92L222 91H224V89L226 88L227 89V87H226V84L228 83V89L230 88V86H229V84H230V78H229V76H231L232 75V73H233V71H232V73H231V75H226V76H228V78H226L227 80V82L224 80L225 78V76H224V74L223 73H221V70H217L216 71V68L218 67V66H220V64L218 65V66H216V68L215 67H212V68H214L215 70H211L210 71V69H209V71L208 72H206L205 74H201L202 76H200L199 75V77L201 78V84H198V85H200V87H199V89H200V91H202L203 93H204V98H205V100L207 99V98H211V104H209V102H205L204 103V105H203V107L202 108H204V109H210L211 111H212V105H213V107L216 105H214V104H212V102L217 98V99H219L218 101L219 102H217L218 104H219V106H220V108H217V109H219L220 111V113H217V115L215 116L216 118L214 119L215 120V122L213 123V120H212V124L211 125H206V126H208L207 128V132L206 133H208L209 134V136H205V134H204V136H202L203 138L201 139V142L198 144V145H200L201 146V151L202 152H200V153H203V154H201L202 155V158H201V160H200V162H197V160H198V158H196L197 160H195V162L194 163H191L190 164V166H189V171H188V173L189 174H186V175H183L181 178H183L184 177V179H193V178H195V179H198V178H200V179H198L200 182H205V184H207L206 183V181L208 182V187H209V185L212 183V182H209L208 180L210 179V176L209 177H207V178H209L208 180L206 179V181H201V179H203L201 176H199L198 174H199V169L201 168V166L202 165H205V168L204 169H206L207 171H209V173L208 174H212V175H215L214 177L215 178H217L216 177V175L219 177V175L220 176H222L223 174H225V173H227L228 172V169H229V167H230V160H229V158L231 157V155H229L227 152V154H223V152L221 153V152H219V150H213V148H211V146L214 144V143H216V141L217 140H221L222 139V137H221V133H219L221 130H222V128L224 127H222L221 128V130L218 132V125H219V127H220V125L222 124H224V123H226L230 118H232L233 116H236V115H238V114H240V111H238L239 113H237L236 115H234V113H236V111H237V109L236 108H241V109H246V107H248V108H250L251 109V107H253L254 106V109H255V111H256V108H257V111H258V109H260V108H264V66L262 65V64H264L263 62H264V30H263V33L262 34H260V33H257V32H259V31H257L256 33H251V35H248V34H250V33H248V34H246L245 32H247V31H245V32H243L242 30L244 29V28H246V27H248L249 26V28H250V25L252 26V25H254L253 27H256L257 29L258 28H261V24L263 25V27H262V29H264V0H252V2L250 1V3L251 4H249V2L248 1H246L247 3H248V5H246V6H244V5H241L240 4V0L238 1V0H160V1H158V0H117V1H114V2H116V6H117V10L115 11V17H116V19H121L122 20V28H119V29H116V30H118V32H117V35H115V33L113 34V36L115 35L117 38H118V42H120V40H122V41H124V42H126V43H132V41L133 40H136V38L138 39V38H141L140 36V34H144V33H150V32H152V35L154 34H157L158 32H154L152 29H153V27H154V25H153V27H150L151 25L150 24H147V23H145L146 22V19L145 18H143L145 15H144V13H145V8H149V7H147V6H150L151 7V5L152 4H154V2ZM243 1H245V0H243ZM243 1H241V3L242 4H244V2ZM9 2H11V0L9 1ZM50 2H53L52 0L50 1ZM61 2H63V0L61 1ZM61 2H59V3H61ZM68 2H69V0H68ZM71 2V4H72V0L70 1ZM78 2V1H77ZM76 2V3H77ZM84 2V1H83ZM82 2V3H83ZM96 2L94 3V4H96ZM107 2H106V4H107ZM5 3V0H4V2H3V4ZM8 3V2H7ZM22 4H23V1L21 2ZM30 3V2H29ZM47 3H49V2H47ZM57 3V2H56ZM67 3V2H66ZM73 3H75V1L73 2ZM87 3V2H86ZM99 3H100V5H101V2L99 1ZM99 3H98V5H99ZM104 3V2H103ZM246 3V4H247ZM0 4H1V2H0ZM9 4V3H8ZM8 4H6V5H8ZM58 4V3H57ZM68 4V3H67ZM78 4V3H77ZM77 4H74L75 5V7H76V5ZM93 4V3H92ZM105 4V5H106ZM113 4H115V3H113ZM11 6H12V4H10ZM9 5V6H10ZM19 5H21L20 3L19 4H16L15 6H18L19 7ZM31 5V4H30ZM52 5H54V4H52ZM59 5V4H58ZM58 5H56L54 8H51V10H52V13H53V9H55V8H57V6ZM61 5H63V4H61ZM66 4H64V6H65ZM81 5H83V4H80V8L82 7ZM97 5V6H98ZM99 5V6H100ZM105 5H102L103 7H105ZM107 5H109V4H107ZM106 5V6H107ZM112 5V4H111ZM156 5V4H155ZM154 5V6H155ZM161 5H163V4H161ZM160 5V6H161ZM10 6V7H11ZM15 6L13 7V8H10L11 10H8V12H12V9H14L15 8ZM23 6V5H22ZM21 6V7H22ZM51 6V5H50ZM96 6V7H97ZM115 6V5H114ZM153 6V5H152ZM153 6V7H154ZM164 6V7H165ZM5 7V6H4ZM24 7H26V6H24ZM28 7L30 8V6L28 5ZM52 7V6H51ZM66 7V6H65ZM70 7L72 8V6L70 5ZM101 7V6H100ZM99 7V8H100ZM113 7V6H112ZM165 7V8H166ZM28 8V9H29ZM31 8H32V6H31ZM34 8V7H33ZM61 9V10H63L64 9V7H63V9H62V7H60V6H58V9ZM68 8H69V6H68ZM67 8V9H68ZM78 8H79V5H78ZM80 8H79V10H77V11H79L80 12ZM87 8V7H86ZM159 9L158 10H160V12L162 11H165V10H161V8L160 7H158ZM1 9V8H0ZM4 9V8H3ZM2 9V10H3ZM6 9V8H5ZM5 9H4V11H5ZM17 9V8H16ZM19 9V8H18ZM21 9V8H20ZM19 9V10H20ZM28 9H26V10H28ZM39 9V8H38ZM37 8H35V10H34V14H35V11L36 10H38ZM66 9V10H67ZM76 9V8H75ZM83 9V8H82ZM81 9V10H82ZM88 9V8H87ZM96 9H98V8H95L94 10H93V6H92V10L93 11H95ZM103 9V8H102ZM135 9H137V10H139V11H137V13L139 14H137L138 16H132L131 17V14H133L132 12L135 10ZM156 9H157V7H156ZM31 10V9H30ZM46 10V9H45ZM50 10V9H49ZM48 10V11H49ZM66 10H64L65 11V13H64V16H65V14H66V16H67V11ZM73 10H74V7H73ZM86 10V9H85ZM112 10H114V9H112ZM111 10V11H112ZM157 10V12H159ZM168 10V9H167ZM167 10H166V12H167ZM175 10V9H174ZM173 10V11H174ZM14 12H15V9L13 10ZM41 11V10H40ZM58 11H60V10H58ZM70 11V10H69ZM91 10H89V12H90ZM93 11H91V12H93ZM98 11V10H97ZM149 11V10H148ZM147 11V12H148ZM151 11H152V9H151ZM156 11V10H155ZM170 11H172V9L170 10ZM1 12V11H0ZM3 12V11H2ZM1 12V13H2ZM7 11H5V13L4 14H8V13H6ZM16 12H17V10H16ZM24 12H25V10H24ZM26 12H28V13H30L29 12V10L28 11H26ZM50 12V11H49ZM48 12V13H49ZM54 12H55V10H54ZM70 12H72V9H71V11ZM76 12V11H75ZM75 12L74 13H72V16H73V14H74V17L71 19H69L68 18V20H72V21H74L75 20ZM86 12V11H85ZM88 12V11H87ZM90 12V13H91ZM153 12H154V10H153ZM166 12H164L165 13V15L164 16H167L166 15ZM0 13V16L2 15ZM19 13V12H18ZM28 13H25V14H28ZM45 13V12H44ZM60 13V12H59ZM62 13V12H61ZM61 13H60V15H61ZM84 13V12H83ZM97 13V12H96ZM113 13H114V11H113ZM167 13H169V12H167ZM173 13V12H172ZM174 13H176V10H175V12ZM173 13V14H174ZM24 14V13H23ZM21 15V16H23L22 18H24V17H26V16H24V15ZM78 14H80V13H76V15H78ZM86 14V13H85ZM157 14V13H156ZM159 14V13H158ZM163 14V13H162ZM13 15H14V13H13ZM20 15V14H19ZM46 15H47V13H46ZM88 15H89V13H88ZM87 15V16H88ZM92 15V14H91ZM114 15V14H113ZM134 15H136V14H134ZM141 15L143 16V17H141ZM147 15V14H146ZM149 15H150V13H149ZM151 15H152V13H151ZM155 15V14H154ZM8 16V15H7ZM6 16V17H7ZM30 16V15H29ZM85 15H83V17H84ZM3 17V16H2ZM20 17V16H19ZM83 17H82V19H83ZM114 17V18H115ZM149 17H151V16H149ZM149 17H148V19H149ZM153 17V16H152ZM157 17V16H156ZM155 17V18H156ZM158 17H159V15H158ZM157 17V18H158ZM13 18H14V16H13ZM13 18H11L10 17V19H13ZM77 18V17H76ZM80 18V17H79ZM89 18V17H88ZM161 18L162 17H160V20H161ZM9 19V20H10ZM67 19V18H66ZM66 19H65V21H66ZM78 19V18H77ZM90 19H92L93 20V18L91 17ZM143 19H145V20H143ZM147 19V20H148ZM153 20H154V18H152ZM168 19H169V17H168ZM171 19V18H170ZM2 20H3V18H1L0 19V21L2 22ZM5 20V19H4ZM8 19H6V21H7ZM8 20V21H9ZM15 19H13V21H14ZM59 20V19H58ZM57 20V22L56 21H54V22H56L57 24H58V21ZM67 20V21H68ZM150 20V19H149ZM152 20V21H153ZM159 20V21H160ZM163 20V19H162ZM165 20V19H164ZM187 20H189V19H186V21ZM20 21V20H19ZM21 21H22V19H21ZM61 21V20H60ZM63 21V20H62ZM61 21V22H62ZM64 21V22H65ZM71 21V22H72ZM78 21V20H77ZM81 21V20H80ZM80 21H78L77 23L79 24L80 23ZM88 21H90L89 19H88ZM157 21V20H156ZM155 21V22H156ZM170 21V23L168 24V22ZM193 21V22H194ZM4 23H5V21H3ZM23 22H24V19H23ZM70 22V23H71ZM83 22V21H82ZM86 22H87V19H86ZM191 22V21H190ZM13 23V22H12ZM17 23V22H16ZM16 23H14L15 25H16ZM20 23V22H19ZM28 23V22H27ZM31 23V22H30ZM29 23V24H30ZM33 23V22H32ZM43 23V22H42ZM63 23V22H62ZM75 23L76 22H74V25H75ZM91 23V22H90ZM94 23V22H93ZM151 23V22H150ZM152 23H154V21L152 22ZM156 23H158V22H156ZM2 24V23H1ZM8 24L11 26V24L8 22ZM24 24V23H23ZM22 24V25H23ZM43 24H45V22L43 23ZM53 24V23H52ZM64 24V23H63ZM69 23H66V25H68ZM72 24H73V22H72ZM77 24V26L79 27V26H83L84 24L83 23H81L82 25H78ZM89 24V23H88ZM116 24H118V23H116ZM115 24V25H116ZM155 24V23H154ZM17 25H19V24H17ZM13 26V27H18V26ZM21 25V24H20ZM21 25V26H22ZM31 25V24H30ZM29 25V26H30ZM35 25V24H34ZM37 25V24H36ZM41 25V24H40ZM62 25V24H61ZM60 24H59V26H58V28H60V26H61ZM71 25V24H70ZM70 25H68V27L70 26ZM74 25H72V27L74 26ZM85 25H87V24H85ZM150 25V26H149ZM160 25V24H159ZM189 25V24H188ZM9 26V27H10ZM46 26V25H45ZM117 26V25H116ZM116 26H114L113 28H115ZM118 26L120 27L121 25H119L118 24ZM155 26V27H156ZM7 27V26H6ZM25 27H26V25H25ZM27 27H28V24H27ZM31 27H34V26H31ZM31 27H29V29L31 28ZM41 27H43V26H40V28ZM50 28H51V25L49 26ZM62 27V26H61ZM67 29H69V28H72V27H67V26H65ZM65 27H62L63 29L65 28ZM75 27V26H74ZM85 27V26H84ZM189 27V26H188ZM22 28V27H21ZM37 27H35V29H36ZM39 28V29H40ZM43 28H45V27H43ZM57 28V29H58ZM65 28V29H66ZM76 29H77V27H75ZM75 28H74V30H75ZM81 29H82V27H80ZM80 28H78V31H80ZM90 28H91V25H90ZM93 28V27H92ZM113 28H111V30L113 29ZM118 28V27H117ZM150 28H152V29H150ZM159 28V29H160ZM182 28V29H181ZM248 28V29H249ZM255 28V29H256ZM17 29V28H16ZM31 29H33V28H31ZM54 29H56L55 28V25H54ZM54 29H52V30H54ZM63 29L61 30V31H63ZM66 29V30H67ZM86 29V28H85ZM155 29V28H154ZM159 29H158V31H159ZM194 29V28H193ZM255 29H253V31L252 32H254V30ZM2 30H4V29H2ZM1 30V31H2ZM11 31H15V29H10ZM18 30V29H17ZM22 29H20V31H21ZM49 30H51V29H49ZM51 30V31H52ZM65 30V31H66ZM90 30H92V29H90ZM115 29H114V32L116 31ZM196 30V31H197ZM0 31V32H1ZM10 31V32H11ZM30 31V30H29ZM69 32H72L71 31V29L70 30H68ZM85 31V30H84ZM156 31H157V29H156ZM192 31V30H191ZM190 31V32H191ZM196 31H194V32H196ZM204 31V30H203ZM205 31H206V29H205ZM241 31L243 32V35H244V33L246 34V36L244 35V37H243V35L241 36V35H239L238 36V34H241ZM19 32V31H18ZM56 32H57V30H56ZM60 31H59V29H58V33H59ZM64 32V31H63ZM62 32V33H63ZM68 32V33H69ZM74 32V31H73ZM76 32V31H75ZM81 32V31H80ZM112 32V31H111ZM154 32V33H153ZM194 32H191L192 34L194 33ZM200 32V31H199ZM224 32V33H223ZM261 32V31H260ZM1 33H3V32H1ZM9 32H7V34H8ZM15 33V32H14ZM13 33V34H14ZM21 34H22V32H20ZM24 33V32H23ZM31 33V32H30ZM58 33H56L57 34V36H59L58 35ZM67 33V34H68ZM77 33V32H76ZM76 33H75V35H76ZM197 33V32H196ZM201 33V32H200ZM6 34V33H5ZM10 34H12V33H9V35ZM16 34V33H15ZM18 34V33H17ZM51 34V33H50ZM55 34V32L53 33V35ZM64 34H66V32H64ZM72 34H74V33H72ZM192 34H190V35H192ZM195 34V33H194ZM199 34V33H198ZM197 34V35H198ZM205 34V33H204ZM207 34H209V32H207ZM218 34H217V36H218ZM234 34H237L236 36L234 35ZM258 34H260V35H258ZM0 35H3V34H0ZM8 35V36H9ZM20 35V34H19ZM63 34H61V36H62ZM69 35V34H68ZM68 35H66V36H68ZM140 35V36H139ZM159 35V36H160ZM184 35V34H183ZM189 35V34H188ZM200 35V34H199ZM202 35V34H201ZM212 35V34H211ZM211 35L209 34L208 35V38H209V36L211 37ZM214 35H212V36H214ZM248 35V36H247ZM10 36H12V35H10ZM14 36H16V35H14ZM21 36V35H20ZM27 37H28V35H26ZM70 36V35H69ZM113 36H112V38H113ZM139 36V37H138ZM145 36V35H144ZM157 36H158V34H157ZM156 35L154 36L155 37V39H156V37H157ZM158 36V37H159ZM220 36V35H219ZM238 36V37H237ZM5 37H6V35H5ZM19 37V36H18ZM18 37H16V39L18 38ZM23 37H25V36H23L22 35V38ZM27 37H25L26 39H28ZM143 37V36H142ZM150 37V36H149ZM177 37V36H176ZM181 37V36H180ZM183 37V36H182ZM215 37H216V35H215ZM220 37H222V36H220ZM7 38V37H6ZM5 38V39H6ZM58 37H56L55 39H57ZM64 38V37H63ZM111 38V39H112ZM145 38V37H144ZM152 39H153V37H151ZM150 38V39H151ZM163 38V37H162ZM166 38V37H165ZM174 38H175V36H174ZM213 38V37H212ZM211 38V39H212ZM226 38H228L227 36H226ZM236 38V39H235ZM4 39V37H3V40H5ZM8 39V38H7ZM13 39H14V37H13ZM15 39V41L16 42H18L19 41V39H21V38H18L17 40ZM50 39V38H49ZM51 39H52V34H51ZM59 39V38H58ZM142 39V38H141ZM140 39V40H141ZM149 39V38H148ZM149 39V40H150ZM160 39H161V37H160ZM171 40H172V37L170 38ZM178 39H179V36H178ZM210 39V38H209ZM208 39V40H209ZM229 39V38H228ZM23 40V39H22ZM53 40H54V37H53ZM59 40H61V39H59ZM110 40V39H109ZM115 40V39H114ZM139 40V39H138ZM144 40V39H143ZM147 40V39H146ZM205 40H206V38H205ZM5 41H7L8 42V40H5ZM11 41V40H10ZM14 41V42H15ZM25 40H23L22 42L20 41V43H23ZM29 41V40H28ZM28 41H25V42H27L28 43ZM50 41V40H49ZM52 41V40H51ZM106 41V40H105ZM116 41V40H115ZM114 41V42H115ZM154 41V40H153ZM159 41V40H158ZM157 41V42H158ZM173 41V40H172ZM171 41V42H172ZM183 41V40H182ZM207 41V40H206ZM226 41V40H225ZM1 42H3V41H1ZM14 42H13V44H14ZM15 42V43H16ZM108 42V41H107ZM134 42V41H133ZM136 42H137V40H136ZM138 42H140V41H138ZM137 42V43H138ZM148 42H150V41H148ZM156 42V41H155ZM160 42V41H159ZM177 42V41H176ZM179 42V41H178ZM227 42V41H226ZM228 42V43H229ZM31 43V42H30ZM115 43H117V42H115ZM126 43H125V45H126ZM141 43H145L144 41L143 42H141ZM167 43V42H166ZM175 43V42H174ZM179 43H181V42H179ZM224 43V42H223ZM1 44V43H0ZM10 44V43H9ZM12 44V43H11ZM109 44V43H108ZM107 44V45H108ZM120 44V43H119ZM122 44H123V42H122ZM153 43H152V41H151V45H152ZM169 44V43H168ZM172 44V43H171ZM15 45V44H14ZM28 45H30V44H28ZM34 45V44H33ZM33 45H31V46H33ZM116 45V44H115ZM115 45H114V43H113V47H115ZM136 45V44H135ZM139 45V44H138ZM142 45V44H141ZM147 45V44H146ZM146 45H144V47L146 46ZM149 46H150V43L148 44ZM147 45V47L149 48V46ZM154 45H155V43H154ZM157 45H159L158 43H157ZM157 45H155L156 47H157ZM181 45V44H180ZM240 45V46H239ZM13 46V45H12ZM20 47H21V45H19ZM24 45H22V47H23ZM99 46V45H98ZM104 46V45H103ZM118 45H116V47H117ZM123 46H124V44H123ZM127 46H130V49H131V46L132 45H128L127 44ZM133 46H134V44H133ZM137 46V45H136ZM135 46V47H136ZM165 46V45H164ZM163 46V47H164ZM222 46V45H221ZM224 46V45H223ZM16 47H17V45H16ZM15 47V48H16ZM27 47V46H26ZM25 47V48H26ZM114 48L116 51H118L119 50V54L117 55V54H114V55H117V59L118 58H120L121 60L122 59H125V56L126 55H129L128 53L126 54V55H124V53H123V55L122 54H120V53H122L123 52V48H121L122 47V45H121V49H119V48ZM143 47V46H142ZM161 47V46H160ZM160 47H159V49H160ZM169 48H170V46H168ZM257 47H263V48H260V53H261V55H260V53L258 52H256V48ZM1 48V47H0ZM13 48V47H12ZM30 48V47H29ZM105 48H106V45H105ZM125 48H126V46H125ZM133 48V47H132ZM146 48V47H145ZM150 48H151V46H150ZM153 48V47H152ZM169 48L167 49V50H169ZM175 48V47H174ZM226 48V47H225ZM2 49V48H1ZM0 49V50H1ZM6 49H8V48H6ZM20 49H23V48H20ZM35 49V48H34ZM118 49V50H117ZM139 49H143V48H139ZM155 49V48H154ZM227 49H228V47H227ZM244 49H243V51H244ZM262 49V50H261ZM10 50V49H9ZM36 50H39V48L38 49H36ZM36 50H34L35 52H34V54L36 53ZM114 50V51H115ZM122 50V51H121ZM126 50V49H125ZM124 50V51H125ZM133 50V49H132ZM132 50H130V51H132ZM134 50H136V48L134 49ZM138 50V49H137ZM136 50V51H137ZM145 50V49H144ZM143 50V51H144ZM151 51H152V49H150ZM161 50H164V49H160V51ZM174 50V49H173ZM1 51H3V49L1 50ZM5 51V50H4ZM4 51L2 52L3 54H4ZM7 51V50H6ZM6 51H5V53H6ZM19 50H17L16 52H18ZM82 51V50H81ZM106 51V50H105ZM104 51V52H105ZM128 52H129V50H127ZM135 51V52H136ZM140 52H141V50H139ZM150 51V52H151ZM159 51V52H160ZM170 51V50H169ZM172 51V50H171ZM170 51V52H171ZM214 51V50H213ZM217 51V50H216ZM244 51V52H245ZM258 51H259V49H258ZM8 52V51H7ZM13 52V49H12V51H11V53ZM14 52H15V50H14ZM15 52V53H16ZM38 52V51H37ZM138 52V51H137ZM136 52V54H138ZM155 52H156V50H155ZM164 52V51H163ZM222 52H224V51H222ZM256 52V53H255ZM10 53V55L9 56H11V55H13V54H15V53H13V54H11ZM81 53V52H80ZM108 54L110 53V52H107ZM113 53H115V52H113ZM118 53V52H117ZM243 53V52H242ZM242 53H238L239 55L240 54H242ZM2 54V55H3ZM8 54V53H7ZM6 54V55H7ZM106 54V53H105ZM111 54V53H110ZM109 54V55H110ZM133 54V53H132ZM135 54V53H134ZM144 54H145V52H144ZM162 54V53H161ZM171 54V53H170ZM85 55V54H84ZM91 55V54H90ZM107 55V54H106ZM108 55V56H109ZM113 55V54H112ZM139 55V54H138ZM146 55H148V54H146ZM150 55H152V54H150ZM149 55V56H150ZM164 55V54H163ZM225 55V54H224ZM238 55V56H239ZM1 56V55H0ZM5 56V55H4ZM8 56V57H9ZM88 56V55H87ZM91 56H93V55H91ZM103 56H105V55H103ZM124 58H123V57ZM130 56H131V54H130ZM135 56V55H134ZM143 56H145V55H143ZM168 56V55H167ZM195 56H196V54H195ZM223 56V55H222ZM7 57V56H6ZM101 57V56H100ZM127 57V56H126ZM129 57V56H128ZM132 57V56H131ZM139 58H141L140 60H141V62H138V61H140L138 58L136 59L135 58V60H137V63H138V65H139V63H140V66L138 67V65H137V70H135V69H132V70H135V72H136V74L139 72V74H140V76H143L142 74L143 73H145L146 71H148V69H149V66H153V64L151 65V59H149V61H148V59H144L145 60V62L147 61L148 63L147 64H149V62H151L150 64H149V66H148V69H145L144 71H142L143 70V68L142 67H144L146 64H144V63H142V57L141 56H138ZM146 57V56H145ZM148 57V56H147ZM198 57V56H197ZM224 57V56H223ZM222 57V59H224ZM240 57H241V55H240ZM3 58H5V57H3ZM85 58V57H84ZM87 58V57H86ZM94 58V57H93ZM103 58V57H102ZM134 58V57H133ZM149 58V57H148ZM163 58H165V57H163ZM227 58H225L226 59V61H227ZM7 59V58H6ZM88 59V58H87ZM90 59V58H89ZM98 59V58H97ZM101 59V58H100ZM99 59V60H100ZM162 59V58H161ZM207 59H210V57L209 58H207ZM240 59V58H239ZM93 60H95V59H93ZM135 60H133V63H134V61ZM154 60H156V58H154ZM243 60V59H242ZM96 61V60H95ZM101 61V60H100ZM120 61V60H119ZM161 61V60H160ZM226 61H224V62H226ZM245 61V59L243 60V62ZM263 61V62H262ZM0 62H1V60H0ZM3 62V61H2ZM5 62V61H4ZM98 62V61H97ZM96 62V63H97ZM123 62V61H122ZM122 62H120L119 63V65H121L122 64ZM128 62V61H127ZM127 62H125V63H127ZM193 64H195L194 62H193V60L191 61ZM216 62H220L219 61V59L218 60H216ZM221 62H222V60H221ZM220 62V63H221ZM237 62V61H236ZM235 62V63H236ZM98 63H100V62H98ZM97 63V64H98ZM133 63H130V64H132L133 65ZM154 63V62H153ZM169 63V62H168ZM192 63H191V65H192ZM240 64H241V61L239 62ZM3 64V63H2ZM12 64V63H11ZM102 64V63H101ZM100 64V65H101ZM129 64V65H130ZM142 64H144V66L142 65ZM155 64H156V62H155ZM184 64H186V63H184ZM183 64V65H184ZM211 64V63H210ZM217 64V63H216ZM238 64V63H237ZM240 64L239 65H237V66H240ZM243 64V63H242ZM244 64H245V62H244ZM39 65V64H38ZM123 65V64H122ZM141 65H142V67H141ZM167 65H169V64H167ZM182 65V66H183ZM187 66H186V68L188 69V62H187V64H186ZM190 65V64H189ZM215 65V64H214ZM213 65V66H214ZM224 65H225V63H224ZM263 67H262V66ZM0 66H3V65H1V63H0ZM77 66V65H76ZM75 66V67H76ZM96 66V65H95ZM95 66H93L94 68H95ZM126 66V65H125ZM156 66V65H155ZM181 66V67H182ZM194 66V65H193ZM221 66H223V64H221ZM220 66V68L222 69L223 67H221ZM234 66V65H233ZM233 66H231L232 68H233ZM236 66V67H237ZM243 67L245 66V65H242ZM13 67V66H12ZM34 67V66H33ZM36 67H37V65H36ZM36 67H34V68H36ZM97 67H99V65L97 66ZM102 67V66H101ZM100 67V68H101ZM120 67V66H119ZM134 67H136V62H135V65H134ZM142 69H141V68ZM145 67H147V65L145 66ZM144 67V68H145ZM157 67V66H156ZM164 67V66H163ZM168 67V66H167ZM170 67V66H169ZM171 67H172V65H171ZM170 67V68H171ZM181 67L179 68V69H181ZM184 67H185V65H184ZM235 67V66H234ZM19 68V67H18ZM17 68V69H18ZM77 68V67H76ZM118 68V67H117ZM117 68H116V75H117ZM130 68V67H129ZM129 68H127V70H129ZM131 68H133V67H131ZM131 68H130V70H131ZM139 68L141 69L140 71H139ZM152 68H154V67H152ZM151 68V69H152ZM169 68V70H171ZM225 68V67H224ZM223 68V69H224ZM226 68H227V65H226ZM225 68V69H226ZM232 68H230V69H232ZM16 69V68H15ZM122 69L124 70V67H122ZM165 69V68H164ZM163 69V70H164ZM190 70L192 69V67L191 68H189ZM193 69H195L194 67H193ZM198 69V68H197ZM202 69V68H201ZM219 69V68H218ZM229 69V70H230ZM10 70H11V68H10ZM19 70H20V68H19ZM119 70V69H118ZM150 70V69H149ZM162 69H161V72L160 73H164L165 72V70L163 71ZM184 70H185V68H183L182 69V71L184 72ZM189 70V71H190ZM205 70V69H204ZM77 71V70H76ZM103 71V70H102ZM107 71V70H106ZM125 71H126V69H125ZM142 71V72H141ZM151 71V70H150ZM153 71V70H152ZM157 71H158V69H157ZM176 71V70H175ZM180 71V70H179ZM197 72H198V70H196ZM224 71V70H223ZM228 71V70H227ZM3 72V71H2ZM10 72H12V71H10ZM21 72V71H20ZM108 72V71H107ZM122 72V70H120V72L118 71V75L115 77L114 76V73H112V75L115 77V78H119V77H121L122 75L121 74H119V73H121ZM131 72V71H130ZM154 73H155V70L153 71ZM153 72H150L151 74L153 73ZM159 72V71H158ZM167 72V71H166ZM169 72V71H168ZM177 72H178V70H177ZM176 72V73H177ZM181 72V71H180ZM183 72H181L182 74H180V75H183V74H185V73H183ZM225 72V71H224ZM231 72V71H230ZM230 72H228L229 74H230ZM15 73V72H14ZM19 73V72H18ZM17 73V74H18ZM106 73V72H105ZM128 73V72H127ZM133 73V72H132ZM142 73V74H141ZM147 73H149V71L148 72H146L145 74H144V76L147 74ZM186 73H187V71H186ZM189 73V72H188ZM187 73V74H188ZM193 73H194V70H193ZM192 73V74H193ZM227 73V74H228ZM235 73H236V71H235ZM6 74V73H5ZM16 74V73H15ZM96 74V73H95ZM123 74V73H122ZM125 74H126V72H125ZM130 74V73H129ZM129 74H127V75H129ZM135 73H134V75H136ZM139 74L137 75V77L136 78H139ZM187 74H185V75H187ZM190 74V73H189ZM192 74H191V76H189L190 78H193V77H195V76H192ZM194 74H196V73H194ZM198 74V73H197ZM124 75V74H123ZM150 75V74H149ZM233 75H234V73H233ZM3 76V75H2ZM1 76V77H2ZM14 76V75H13ZM12 76V77H13ZM111 76V75H110ZM119 76V77H118ZM126 76V75H125ZM124 76V77H125ZM130 76H132V75H130ZM147 77H149L148 75H146ZM184 76V75H183ZM197 76V75H196ZM236 76V75H235ZM146 77V81L148 80V79H150V77L149 78H147ZM184 77H186V76H184ZM234 77V76H233ZM8 78V77H7ZM115 78H114V81H115ZM122 78H123V76L121 77V80H122ZM131 78V77H130ZM133 78L135 79H133L134 81H136V78L133 76ZM141 78V77H140ZM139 78V79H140ZM181 78V77H180ZM187 78V77H186ZM195 78H197V77H195ZM194 78V80H196ZM235 78V77H234ZM11 79V78H10ZM126 79V78H125ZM124 78H123V80H125ZM175 79V78H174ZM182 79V78H181ZM83 81H85L84 79H82ZM122 80V81H123ZM127 80H130V79H127ZM132 79H131V84L132 85H134L135 83H137V82H135L134 84L132 83V81H133ZM138 80V79H137ZM143 81H145L144 79H142ZM141 80V81H142ZM151 80V79H150ZM159 80L161 81V79H158V84L156 85V86H159V84L161 85V83H159ZM168 80V79H167ZM183 80V79H182ZM188 80V79H187ZM187 80H186V83H187ZM198 80V79H197ZM82 81V82H83ZM98 81V80H97ZM105 82H107L106 81V78H105V80H104ZM114 81H111V82H114ZM118 81V80H117ZM117 81L116 82H114V83H117ZM120 82V83H123V84H116V85H118V86H115L114 88H112L111 86H110V88H112L111 89V92L113 93V91L115 90V89H117V88H120V87H122L123 85V87L122 88H126V86L128 85V82L126 83L125 81H123V82ZM140 81V82H141ZM149 81V80H148ZM155 81V80H154ZM153 81V82H154ZM174 81V80H173ZM172 81V82H173ZM179 81H180V79H179ZM190 81L191 82H193L191 79H190ZM236 81H238V80H236ZM119 82V81H118ZM140 82H138V86H140ZM151 82V81H150ZM150 82H149V84H150ZM155 82H157V80L155 81ZM176 82H177V80H176ZM176 82L173 84V86L174 85H176ZM184 81H182V83H183ZM189 82V81H188ZM190 82V83H191ZM199 82V81H198ZM85 83V82H84ZM97 83V82H96ZM100 83V82H99ZM144 83V82H143ZM162 83H163V81H162ZM168 83H170L169 81H168ZM167 83V84H168ZM181 83V82H180ZM182 83H181V85H182ZM185 83V84H186ZM189 83V84H190ZM195 83V82H194ZM232 83H233V81H232ZM231 83V84H232ZM237 83L238 82H236V85H237ZM76 84V83H75ZM78 84V83H77ZM103 84H105V83H103ZM113 84V83H112ZM125 84H127L126 86H125ZM130 83H129V85H131ZM146 84H148V82L146 83ZM154 84V83H153ZM153 84L151 83V85H152V88L154 89V87H155V85L153 86ZM156 84V83H155ZM166 84V82H165V85L164 86H166L167 85ZM178 84V83H177ZM188 84V83H187ZM235 84V83H234ZM79 85H81V84H79ZM86 85V84H85ZM99 85V84H98ZM110 85H111V83H110ZM132 85H131V87H132ZM145 85V84H144ZM151 85H150V87H151ZM172 85V84H171ZM170 85V86H171ZM192 86H193V84H191ZM196 85V84H195ZM198 85H197V87H198ZM60 87H61V85H59ZM83 86V85H82ZM103 88H105L104 87V85H101ZM109 86V85H108ZM148 86L149 85H147V86H145V89L147 88L148 89ZM183 86V85H182ZM231 86H233V85H231ZM239 86V87H240ZM73 88H74V86H72ZM78 87V86H77ZM95 87V86H94ZM97 87V86H96ZM98 87H100V85L98 86ZM128 87V86H127ZM187 87H189V86H186V88ZM196 87V88H197ZM223 87H225L224 89H223ZM238 87V86H237ZM237 87H235V89H237ZM92 88V87H91ZM125 88H124V91H126V92H128L127 91V89L125 90ZM129 88H130V86H129ZM135 87H133V88H130V89H132V91H133V89H134ZM150 89V90H153V89ZM164 87H162L161 89L162 90H164L165 91V89H163ZM168 88V87H167ZM184 88V87H183ZM185 88V89H186ZM195 88V87H194ZM233 88H234V86H233ZM232 88V89H233ZM0 89H1V87H0ZM61 89V88H60ZM107 88H105L104 90H106ZM121 89V88H120ZM136 89H137V87H136ZM156 89V88H155ZM158 89V88H157ZM190 89V88H189ZM58 90V89H57ZM77 90H79V89H77ZM94 89H92V91H93ZM104 90L101 88H99V91H98V89H95V91H97L96 93H92L91 92V96L89 97L88 96V98L85 100V102H83L84 103V106H85V104H87V102H89L91 99L93 100L94 98V100H93V102L95 101V103L98 101V100H103L104 99V97H105V93H106V91L104 92ZM110 90V89H109ZM118 90V89H117ZM116 90V91H117ZM121 90H123V89H121ZM129 90V89H128ZM140 90V89H139ZM142 90H143V87H142ZM142 90H140V92L138 91V89H137V92L138 93H141L142 92ZM149 90V93L150 92H152V91H150ZM162 90H160V91H158V92H160V93H162ZM168 90V89H167ZM230 90H231V88H230ZM120 91V90H119ZM124 91H123V94L121 93V95H122V98H118V99H122V104H123V110L121 111V114H122V112H124V114L126 115V118H128L130 115H132L133 114V112H132V110H134V109H131L130 108V106L131 105H133L134 106V104L136 103L137 105H138V101H136V98H137V96H139V94L137 95V96H135L134 95V92H133V94L132 93H126L125 92V94H124ZM130 91V90H129ZM157 91V90H156ZM179 91V90H178ZM185 91V94H186V92H187V89L186 90H183L182 92H184ZM189 91H193V89L191 88V90H189ZM188 91V92H189ZM200 91H199V93H200ZM234 91V90H233ZM236 91V90H235ZM79 92V91H78ZM110 91L109 92H107V93H110V96H111V93ZM131 92V91H130ZM143 92H148L147 90H143ZM155 92V91H154ZM232 92V91H231ZM89 93V92H88ZM114 93H116L115 91H114ZM120 93H118L119 95H120ZM135 93V94H136ZM144 93V94H145ZM156 94L155 95H157V92H155ZM190 93V92H189ZM234 93H236V92H234ZM143 94V93H142ZM141 94V95H142ZM148 94V93H147ZM146 94V96H148ZM151 94V93H150ZM154 94V93H153ZM181 94V93H180ZM201 94V93H200ZM232 94L233 93H231V96H232ZM114 95H116V94H114ZM120 95V96H121ZM139 96V98H141L142 96ZM182 95H184V93H182ZM35 96V95H34ZM106 96H108V95H106ZM116 96H118V95H116ZM116 96H114V97H116ZM158 96V95H157ZM191 96V95H190ZM195 96V95H194ZM201 96V95H200ZM203 96V95H202ZM109 97V96H108ZM112 97V96H111ZM113 97V98H114ZM136 97V98H135ZM143 97H145V95L143 96ZM151 97V96H150ZM183 97H185V95L183 96ZM187 97V96H186ZM199 97V96H198ZM31 98H33V97H31ZM112 98V99H113ZM145 98H147V97H145ZM149 98V97H148ZM152 98H154V99H156V96L155 97H152ZM159 98H160V95H159ZM202 98V97H201ZM203 98V99H204ZM226 98V99H225ZM84 99V98H83ZM105 99H107L106 97H105ZM109 99H110V97H109ZM112 99H111V101H112ZM115 99V98H114ZM188 99H189V97H188ZM187 99V100H188ZM216 99V100H217ZM92 100H91V102H92ZM97 100V101H96ZM151 100V99H150ZM159 100V99H158ZM157 100V105L159 104L158 101ZM184 100H185V98H184ZM222 100V101H221ZM80 101V100H79ZM107 101V100H106ZM110 101V100H109ZM117 100L115 99V101L114 102H116ZM119 101V100H118ZM139 101H140V99H139ZM142 101H144V99H142L141 100V106H140V109H141V107H142ZM146 101V100H145ZM144 101V102H145ZM196 101V100H195ZM208 101V100H207ZM100 102V103H99ZM97 104H101V101H99ZM103 102V101H102ZM105 102V101H104ZM149 102H151V104L153 103L152 101H149ZM180 102V101H179ZM203 102V101H202ZM228 102V101H227ZM232 102H233V100L230 102V104H232ZM81 103H82V101H81ZM82 103V104H83ZM105 103H107V102H105ZM112 103V102H111ZM120 103V104H121ZM186 103V102H185ZM184 103V104H185ZM197 103V102H196ZM199 103H200V101H199ZM214 103V102H213ZM92 105H93V103H91ZM96 104V105H97ZM104 104V103H103ZM109 104L110 103H108L107 105H108V107H109ZM112 104H114V103H112ZM112 104H110L111 106H112ZM116 104L118 105V103L116 102ZM145 104V103H144ZM147 104H149V103H147ZM154 104H156L155 102H154ZM153 104V105H154ZM161 104L164 106V102L162 101L161 102ZM168 104V103H167ZM201 104H203V103H201ZM221 104V105H220ZM229 104V105H230ZM71 105V104H70ZM89 105H90V103H89ZM88 105V106H89ZM95 105V106H96ZM105 105V104H104ZM115 105V104H114ZM152 105V106H153ZM160 105V104H159ZM158 105V106H159ZM166 105V104H165ZM179 105V104H178ZM192 105V104H191ZM190 105V106H191ZM222 105H224L223 107H222ZM72 106H74V105H72ZM76 106V105H75ZM79 106V105H78ZM81 107H82V105H80ZM91 106V105H90ZM94 106V107H95ZM101 106V105H100ZM99 106V107H100ZM111 106H110V108H111ZM116 106V105H115ZM114 106V107H115ZM121 106V105H120ZM167 106H169V105H167ZM189 106V107H190ZM197 106V105H196ZM196 106H195V108H196ZM233 106V105H232ZM66 107V106H65ZM81 107H80V110H82L81 109ZM86 107V106H85ZM106 107V106H105ZM113 107V108H114ZM117 108L119 107V105L118 106H116ZM115 107V108H116ZM132 107V106H131ZM135 107H136V105H135ZM155 107V106H154ZM154 107H152V108H154ZM70 108H73L74 109V107H70ZM75 108H77V107H75ZM83 108V107H82ZM87 108V107H86ZM89 108V107H88ZM87 108V109H88ZM102 108H104V107H102ZM110 108H106L107 110L108 109H110ZM116 108V109H117ZM122 108V107H121ZM151 108V109H152ZM162 108V107H161ZM166 108H168V107H166L165 106V108L164 109H166ZM186 108V107H185ZM193 108H194V106H193ZM192 107L191 108H189V111H190V115L192 114V113H194V111L196 110H194ZM65 109V108H64ZM89 109H91V107L89 108ZM88 109V110H89ZM92 109H93V107H92ZM95 109V108H94ZM105 109V110H106ZM115 109V110H116ZM137 109V108H136ZM135 109V110H136ZM139 109V108H138ZM156 109V108H155ZM159 109V108H158ZM158 109H156V111H158ZM171 109V108H170ZM216 109V108H215ZM215 109H214V111H215ZM253 109V110H254ZM72 110V109H71ZM70 110V111H71ZM80 110H79V112H80ZM111 111L113 110V109H110ZM131 110V111H130ZM148 110H150V109H148ZM154 110V109H153ZM161 110V109H160ZM160 110H159V113L158 114H161L160 113ZM167 110V109H166ZM177 110V109H176ZM175 110V111H176ZM197 110H198V108H197ZM196 110V111H197ZM203 110V109H202ZM201 110V111H202ZM210 110L209 111H207V112H209L210 113ZM252 110V109H251ZM264 110V109H263ZM77 111V110H76ZM76 111H75V113H76ZM84 111H86V109H83V112ZM94 111V110H93ZM92 111V112H93ZM99 111V108H98V110H97V106H96V112H98ZM110 111V112H111ZM114 111V110H113ZM152 111V110H151ZM172 111V110H171ZM188 111V112H189ZM193 111V112H192ZM214 111H212L213 113H214ZM245 111V110H244ZM243 111V112H244ZM249 111V110H248ZM254 111V112H255ZM66 112H67V110H66ZM72 112H74V111H72ZM71 112V113H72ZM79 112H77L78 113V115H79V117L77 116V118H75L76 120L78 119V122L80 123V120H79V118L80 117H83V116H81V115H83V114H80ZM95 112V111H94ZM95 112V113H96ZM100 112V111H99ZM98 112V113H99ZM107 112H109V111H107ZM136 112H137V110H136ZM154 112V111H153ZM153 112H152V115H153ZM165 112H166V114H170V113H168V111H164L163 110V112L162 113H164L165 114ZM170 112V111H169ZM174 112V111H173ZM188 112H187V114H188ZM204 112L205 111H202L201 113H203L204 114ZM216 112H218V111H216ZM250 112V111H249ZM252 113H253V111H251ZM250 112V113H251ZM258 112H260V111H258ZM68 113H69V109H68ZM68 113H66V114H68ZM75 113H73V114H75ZM86 114H87V112H85ZM103 113V111L101 112V114ZM118 113H119V110H118ZM177 113V112H176ZM185 113H186V111H185ZM184 113V114H185ZM196 113V112H195ZM201 113H199V114H201ZM242 113V112H241ZM251 113V114H252ZM65 114V115H66ZM73 114L71 115V116H73ZM90 114H92V116H93V113H90ZM100 114V113H99ZM107 114V113H106ZM110 114V113H109ZM112 115H113V113H111ZM114 114H115V112H114ZM139 114V113H138ZM156 114V113H155ZM157 114V115H158ZM166 114H165V116H166ZM175 114V113H174ZM186 114V115H187ZM188 114V115H189ZM198 114V112H197V115H199ZM202 114V115H203ZM206 114V113H205ZM243 114V113H242ZM245 114H247V116H249L248 115V113H245ZM243 115V117L244 116H246V115ZM250 114V115H251ZM257 114V113H256ZM95 115V114H94ZM98 115V114H97ZM147 115L149 116L150 115V113H147ZM152 115H150V116H152ZM186 115H184V116H186ZM187 115V116H188ZM207 115H208V113H207ZM207 115H206V118H207ZM211 115V114H210ZM213 115V114H212ZM254 115H255V113H254ZM260 115V114H259ZM263 115H264V113H263ZM263 115H261V116H263ZM76 116V115H75ZM85 116V115H84ZM89 115L87 114V117H88ZM96 116V115H95ZM102 116V115H101ZM103 116H104V113H103ZM102 116V117H103ZM110 116V115H109ZM108 115H106V118L107 117H109ZM133 116H134V114H133ZM147 116V117H148ZM149 116V117H150ZM156 115H154V117H155ZM161 116L163 117V118H161ZM164 115H160L159 117L158 116H156L155 117V119H154V117H153V119L154 120H152L153 121V123H152V125H151V127H150V129H152L153 131H155V132H157V131H159L160 130V128H161V125H163L165 122L163 121V119H164V117H165ZM185 117V118H188V117ZM247 116H246V119H247ZM87 117H84V118H86L87 119ZM98 117V116H97ZM114 117V116H113ZM113 117H111V119L113 118ZM117 117V116H116ZM125 117V116H124ZM132 117V116H131ZM148 117V118H149ZM169 117V116H168ZM195 117H196V115H195ZM194 117V118H195ZM237 117V116H236ZM235 117V118H236ZM249 117H251V118H253L252 116H249ZM248 117V118H249ZM254 117H256V116H254ZM259 117V116H258ZM65 118V117H64ZM68 118V117H67ZM73 118V117H72ZM89 118V117H88ZM93 118H95V117H93ZM130 118V117H129ZM176 118V117H175ZM185 118H183V119H185ZM192 118V117H191ZM194 118H193V120H194ZM214 118V117H213ZM240 118V117H239ZM260 118H263L264 119V117H260ZM74 119V120H75ZM81 119V118H80ZM89 119H91V118H89ZM150 119V118H149ZM166 120L168 119V118H165ZM188 119H190V118H188ZM211 119H212V117H211ZM236 119H238V118H236ZM245 119V120H246ZM82 120V119H81ZM99 120H100V118H99ZM107 121H108V119H106ZM115 120V119H114ZM114 120H112V121H114ZM144 120H146V119H144L143 118V121ZM171 120V119H170ZM192 120V121H193ZM196 120H197V118H196ZM206 120V119H205ZM233 120V119H232ZM232 120H230V121H232ZM241 120V119H240ZM243 120V119H242ZM241 120V121H242ZM67 121V120H66ZM82 121H85V120H82ZM92 121V120H91ZM95 121V119L92 121V122H94ZM98 121V120H97ZM104 121H105V119H104ZM139 121H142V120H139ZM142 121V122H143ZM147 121H148V119H147ZM150 121V120H149ZM168 121V120H167ZM166 121V122H167ZM229 121V122H230ZM260 122L262 121V119L261 120H259ZM78 122H77V124H78ZM87 122H89V120L87 119ZM103 122V121H102ZM102 122H101V124H102ZM109 122V121H108ZM108 122H106V123H108ZM145 122L146 121H144L143 123L145 124ZM162 122H164L163 124H162ZM171 122V121H170ZM173 122V121H172ZM190 122H191V119H190ZM203 122V121H202ZM207 122V121H206ZM210 122H211V120H210ZM209 122V123H210ZM234 122H237L238 124H240L239 123V120H237V121H234ZM243 122V121H242ZM68 123V122H67ZM76 123V122H75ZM74 123V126H73V128L75 127V124ZM90 123V122H89ZM89 123L86 125V123H85V125L86 126H88L89 125ZM98 123H100V122H98ZM110 123V122H109ZM149 123H151V122H149ZM178 123V122H177ZM180 123H183V122H181L180 121ZM192 123H194V122H192ZM208 123V122H207ZM206 123V124H207ZM218 123V124H217ZM228 123V122H227ZM227 123H226V125H227ZM259 123V122H258ZM262 123V125H263V122H261ZM82 123H80V125H81ZM139 124H142V123H139ZM146 124H147V122H146ZM172 124V123H171ZM188 124V123H187ZM187 124H184V128H185V125H187ZM195 124V123H194ZM231 124V122L229 123V126H231L230 125ZM235 124V123H234ZM243 124V123H242ZM248 124V123H247ZM257 124V123H256ZM73 125V124H72ZM83 125V127L85 126L84 124H82ZM93 125V124H92ZM91 125V126H92ZM98 125V124H97ZM105 124H103V126H104ZM148 125H150V124H148ZM167 126H168V124H166ZM178 124H175L174 125V123H173V126H177ZM205 125V124H204ZM225 125V124H224ZM232 125H233V122H232ZM236 125V124H235ZM258 125V124H257ZM261 125V124H260ZM16 126V125H15ZM62 126V125H61ZM60 126V128H64V127H61ZM96 127V124H95V122H94V125L92 126V127ZM102 126V125H101ZM101 126H99L98 125V127H101ZM106 126V125H105ZM138 126V125H137ZM167 126H166V129H167ZM171 126V125H170ZM173 126H171V127H173ZM183 125H181V127H182ZM189 126V125H188ZM229 126H225V127H227V128H229ZM238 126V125H237ZM241 126V125H240ZM243 126V125H242ZM249 126V125H248ZM253 126H254V124H253ZM259 126V125H258ZM257 126V127H258ZM264 126V125H263ZM92 127H91V129H92ZM139 127H140V125H139ZM142 127V126H141ZM163 127L164 126H162V129H163ZM169 127V126H168ZM171 127H170V129H171ZM180 127V126H179ZM187 127V126H186ZM244 127V126H243ZM246 127H247V125H246ZM260 128H261V126H259ZM12 128V127H11ZM56 128H58V127H56ZM78 128H80V130L81 131H83V133L85 132V134H86V136H87V134H91V132H92V130H91V132H89L90 131V128H89V130L87 129V128H82L81 129V127H78L77 126V129ZM178 128V127H177ZM188 128V127H187ZM195 128V127H194ZM232 128V127H231ZM55 129V128H54ZM59 129V128H58ZM68 129V128H67ZM65 130V128L63 129V130H65V133H64V131L62 130V129H59V130H62L63 131V133H61V132H59L58 130H56V131H58V135L55 137L54 135H49V136H53L52 138L53 139H49V141L51 140V143H50V146H51V150H50V148L48 149V147H42V146H44L46 143V141L43 143V144H41L42 142L41 141H43V140H38V141H40L39 142V146L40 145H42L41 146V148H44L46 151H47V153H48V151H49V155L47 156V154L45 155V157H46V159H48L49 161H50V158H52V157H54L55 156V154H58L59 152L61 153V152H66V149H68L70 146V142H71V140L73 139V137H74V139L76 138V137H78V139H81L82 140V138H84L85 137V135H83V136H81L82 138H79L80 137V135L79 136H77L76 134V137L75 136H73L72 134H70V135H72V136H70L69 138H67L66 136V132H68V133H71L72 132V130L69 132V130L71 129V127H70V129H68V130ZM75 129H76V127H75ZM74 129V131H76ZM84 129H87L88 130V133L84 130ZM102 129V128H101ZM104 129V128H103ZM149 128H148V126L146 127L145 125H144V127H142V130H150ZM164 129H165V127H164ZM186 129V128H185ZM225 129V128H224ZM223 129V130H224ZM241 129H242V127H241ZM253 129V128H252ZM256 129H258V128H256ZM52 131H49V134H51L50 132H52V134H53V129H51ZM80 130H77V131H80ZM96 130V129H95ZM98 130H99V128H98ZM140 130H141V128H140ZM141 130V131H142ZM151 130V131H152ZM188 130V129H187ZM222 130V131H223ZM228 130H231L230 128L228 129ZM233 130V129H232ZM240 130V129H239ZM239 130H237V131H239ZM245 130V129H244ZM255 130V129H254ZM73 131V132H74ZM76 131V132H77ZM80 131V132H81ZM101 131V130H100ZM106 131H107V129H106ZM148 131L146 132L145 131V133H144V135L146 134L147 136H148ZM152 131V132H153ZM161 131V130H160ZM159 131V132H160ZM162 131H164V130H162ZM166 131V130H165ZM170 131V130H169ZM169 131H166L165 133H169ZM190 131V130H189ZM251 131V130H250ZM72 132V133H73ZM75 132V133H76ZM96 132H98L97 130H96ZM154 132V133H155ZM201 132V131H200ZM205 132V131H204ZM226 132V131H225ZM225 132H224V134H225ZM240 132V131H239ZM249 132V131H248ZM9 133V132H8ZM48 133V132H47ZM55 133H57V132H55ZM60 133V134H59ZM67 133V134H68ZM82 133V132H81ZM80 133V134H81ZM99 133V132H98ZM158 133V132H157ZM226 133H228V132H226ZM230 133V132H229ZM231 133H232V131H231ZM237 133V132H236ZM243 133V132H242ZM251 133V132H250ZM4 134V133H3ZM17 134V133H16ZM95 134V133H94ZM97 134V133H96ZM96 134L95 135H92L91 137H95L96 136ZM129 134V133H128ZM136 134H138V133H136ZM151 136L153 135L151 132L149 133ZM159 134V133H158ZM157 134V135H158ZM203 134V133H202ZM248 134V133H247ZM45 135H46V133H45ZM104 135V134H103ZM132 135H135V133H132ZM145 135V136H146ZM189 134H187L186 136L187 137H189L190 138V136H188ZM232 135V134H231ZM244 135V134H243ZM243 135H242V137H243ZM48 135H46V137H47ZM89 136V135H88ZM100 136V135H99ZM128 136H131V135H128ZM154 136H156V135H154ZM167 136V135H166ZM165 136V137H166ZM185 136V137H186ZM239 136V135H238ZM240 136H241V133H240ZM46 137L45 138H42V139H46ZM66 137V138H65ZM133 138H134V136H132ZM201 137V136H200ZM232 137V136H231ZM230 137V134H229V138H231ZM247 137H249V134H248V136ZM4 138V136L2 137V139ZM49 137H47V139H48ZM87 138L88 137H86V139H83L82 141H85V140H87ZM96 138H100V137H98V136H96ZM96 138L94 139V141L96 140ZM130 138V137H129ZM155 138V137H154ZM153 138V139H154ZM197 138V137H196ZM199 138V137H198ZM238 138V137H237ZM1 139V140H2ZM16 139V138H15ZM90 139V138H89ZM152 139V138H151ZM156 140H157V138H155ZM187 139V138H186ZM185 139V140H186ZM191 139V138H190ZM190 139H188V140H190ZM225 139V138H224ZM228 139V138H227ZM233 139V138H232ZM236 139V138H235ZM4 140H5V138H4ZM4 140H2L3 142H4ZM6 140H7V138H6ZM75 140H77V138L75 139ZM81 140H80V142H81ZM93 140V139H92ZM165 140V139H164ZM195 140H197V139H195ZM200 140V138L198 139V141ZM238 140H240V139H238ZM249 140V139H248ZM37 140H35V142H36ZM37 141V142H38ZM74 141V140H73ZM71 142V144L73 143L75 146H76V142L74 143V142ZM88 141V140H87ZM91 141V140H90ZM90 141L87 143L86 142V145L88 146V144L90 143ZM94 141H92V142H94ZM229 141V140H228ZM1 142V141H0ZM7 142V141H6ZM16 142V141H15ZM78 142V141H77ZM79 142V143H80ZM152 142H153V140H152ZM154 142H155V140H154ZM187 142V141H186ZM191 142V141H190ZM223 142H224V140H223ZM249 142V141H248ZM248 142H246L247 144H248ZM252 142V141H251ZM34 143V142H33ZM47 143H48V141H47ZM78 143V144H79ZM82 143V142H81ZM80 143V144H81ZM100 143V142H99ZM184 143V142H183ZM189 143V142H188ZM192 143V142H191ZM221 143V142H220ZM225 143H227V142H225ZM237 143V142H236ZM243 143H244V141H243ZM6 144V143H5ZM13 144H14V142H13ZM49 144V143H48ZM71 145V147H72V149H77V148H79V147H75V148H73V146L74 145ZM79 144V145H80ZM91 144V143H90ZM193 144V143H192ZM218 144H219V142H218ZM218 144H216V145H218ZM232 144V143H231ZM230 144V145H231ZM1 145H3V144H1ZM36 145V144H35ZM35 145H33V147H35ZM94 144H92V146H93ZM152 145H154V144H152ZM151 145V146H152ZM198 145H197V147H198ZM215 145V144H214ZM229 145V146H230ZM236 145V144H235ZM246 145V144H245ZM244 145V146H245ZM45 146H48V145H45ZM156 146V145H155ZM157 146H159L158 144H157ZM4 147V146H3ZM36 147H38V146H36ZM81 145H80V148L78 149L79 151H80V149H81ZM196 147V146H195ZM231 147V146H230ZM243 147V146H242ZM8 148H9V146H8ZM14 148V147H13ZM32 148V147H31ZM158 148H160V146L158 147ZM33 149H36V151H37V148H33ZM44 149H42L43 151H44ZM48 149V150H47ZM69 149H71V148H69ZM84 150H85V147L83 148ZM87 149H89V148H86V150ZM91 149V151H92V148H90ZM138 149V148H137ZM148 149V148H147ZM146 149V150H147ZM149 149H150V147H149ZM148 149V150H149ZM199 149H200V147H199ZM198 149V150H199ZM202 149H204V150H202ZM233 149V148H232ZM4 150V149H3ZM123 150V149H122ZM124 150H126V149H124ZM130 151H132L131 149H129ZM141 150V149H140ZM254 150V149H253ZM30 151V150H29ZM28 151V153H29V155H32V154H30V152H32V151H30L29 152ZM35 151V152H36ZM39 151V150H38ZM51 151H53V154L51 153ZM72 152V151H74V150H67V152ZM77 151V150H76ZM81 151H82V149H81ZM80 151V152H81ZM90 150H88V151H86L87 153H90L89 152ZM99 151V150H98ZM127 151V150H126ZM138 151H139V149H138ZM156 151V150H155ZM221 151V150H220ZM231 151V150H230ZM34 152V151H33ZM68 152V153H69ZM80 152L78 153V155L80 154ZM83 152V151H82ZM119 152H120V150H119ZM122 152H124V151H121V153ZM133 152V151H132ZM132 152H131V154H132ZM199 152V151H198ZM28 153L26 154V156H28ZM38 153V152H37ZM37 153H35V156L37 157ZM77 153V152H76ZM87 153H86V155H87ZM92 153V152H91ZM153 153H154V151H153ZM196 153H197V151H196ZM199 153V154H200ZM39 154H40V152H39ZM44 154H45V152H44ZM62 154V153H61ZM72 154H74V153H71V155ZM83 154V153H82ZM94 154V153H93ZM96 154V153H95ZM94 154V155H95ZM124 154V153H123ZM125 154H127V156H128V154H129V151L127 152V153H125ZM130 154V155H131ZM52 155V156H51ZM66 155H68V154H66ZM70 155V154H69ZM68 155V156H69ZM75 155V154H74ZM135 155V154H134ZM133 155V158L135 157ZM201 155H199V157L201 156ZM14 156V155H13ZM16 156H17V154H16ZM20 156V155H19ZM50 156V157H49ZM88 156V155H87ZM198 156V155H197ZM18 157V156H17ZM22 157V156H21ZM33 157H34V154H33ZM32 157V158H33ZM41 157H44V156H41ZM41 157H39V158H41ZM49 157V158H48ZM71 157V156H70ZM82 157H84V154H83V156ZM129 157H131V156H129ZM10 158V157H9ZM26 158V157H25ZM24 157L22 158L23 160L25 159ZM28 158H30V162L33 160V162H31V164L32 163H34V158L31 160V157H28ZM27 158V159H28ZM64 158H67V157H64ZM75 158V157H74ZM79 158H81V155H80V157ZM79 158H77V159H75V160H79ZM107 158H109V157H107ZM106 158V159H107ZM135 158H137V160L139 161L140 160V156H136ZM19 157L17 158V159H15L16 160V163H17V161H19ZM44 159V158H43ZM42 159V160H43ZM57 159V158H56ZM71 159H72V157H71ZM82 159V158H81ZM105 159V158H104ZM22 160V161H23ZM40 160V161H39ZM42 160L41 159H38V162H42ZM62 160H64L65 161V159H63L62 158ZM62 160L61 159H59L58 161L60 162L61 161V163L60 164H62L63 162H62ZM68 160H70V158L68 159ZM108 160V159H107ZM136 160V161H137ZM194 160V159H193ZM8 161H9V159H8ZM7 161V163L4 161V160H0V172H6L7 170H6V167L8 166V165H10L9 163H10V161L8 162ZM12 161V160H11ZM51 161H53L52 159H51ZM50 161V162H51ZM57 160H55L54 162H51L52 163V165H58L59 164V162L57 163L56 162ZM67 161V160H66ZM66 161L64 162V163H66ZM71 161V160H70ZM69 161V162H70ZM74 160H72L71 162H73ZM79 161H81V160H79ZM103 161H105L106 162V160H103ZM135 161V162H136ZM199 161V160H198ZM4 162H5V164H4ZM26 162H27V164H28V162L29 161H27L26 160ZM29 162V163H30ZM38 162H36V164L38 163ZM44 162V161H43ZM57 163V164H54V163ZM68 162V163H69ZM76 161H74V163H75ZM89 162H90V159H89ZM104 162V163H105ZM192 162V161H191ZM230 162V163H229ZM19 163H21L22 164V162H18V164ZM46 163V162H45ZM107 163H108V161H107ZM107 163H105V164H107ZM137 163V162H136ZM136 163H134V164H136ZM201 163H203V164H201ZM20 164V165H21ZM59 164V165H60ZM70 164H72V163H69V165ZM78 164V163H77ZM76 164V165H77ZM108 164H110V162L108 163ZM107 164V165H108ZM139 164H141L140 162H139ZM201 164V165H200ZM13 165V164H12ZM11 165V167H10V174H8V175H4V177H3V173H2V176L1 177H3L2 179L0 178V209L1 208H4V207H1L2 205L4 206V205H6V207H7V209L6 210H8V206L10 205V206H12V204L14 203V199H15V197L18 195L19 196V194L18 193H21L20 194V196H24V195H27L26 193L27 192H29V190L30 189H32V190H36V188H38V186L37 187H35L34 186V183L33 184H30V183H32L31 181H30V183L28 182L29 181V177H30V175L33 173V171H31V169H30V171H31V174L28 176L27 174H26V172H29V170L27 169V171L24 173V172H22V171H19V170H17L14 166H12ZM26 165V163L23 165V166H25ZM38 165V164H37ZM58 165V166H59ZM66 165V164H65ZM69 165H67V166H65V167H67V168H65L66 170L67 169H69L70 171H72L73 169H74V172H75V168H73L72 167V165L71 166H69ZM88 165V164H87ZM28 166H30V165H27V168H28ZM34 166H36V165H33V166H30V168L31 167H34ZM49 166V165H48ZM58 166H56L55 168H56V170L59 168ZM60 166H62V165H60ZM64 166V165H63ZM17 167L19 168V166L17 165ZM26 167V166H25ZM58 167V168H57ZM70 167V168H69ZM20 168H24V167H22V165H21V167ZM19 168V169H20ZM53 168V167H52ZM51 168V170H54L55 171V169L53 168L52 169ZM61 168V167H60ZM72 168V169H71ZM79 168H81V167H79ZM79 168H76L77 170L79 169ZM48 169H50V168H48ZM63 169V168H62ZM86 169V168H85ZM21 170V169H20ZM23 170V169H22ZM33 170V169H32ZM51 170H49V171H51ZM185 170H186V168H185ZM24 171V170H23ZM53 171V172H54ZM81 171V170H80ZM205 171V170H204ZM21 172H22V174L24 173L25 174V176H24V174L22 175L21 174ZM52 172V173H53ZM61 172V171H60ZM62 172H63V170H62ZM65 172H67V171H65ZM73 172V173H74ZM51 173V172H50ZM72 173V172H71ZM82 173H83V171H82ZM150 173V172H149ZM149 173H148V175H149ZM90 174V173H89ZM155 174V173H154ZM206 174V173H205ZM208 174H206L207 176H208ZM27 175V176H26ZM73 175V174H72ZM72 175H70V176H72ZM86 175V174H85ZM88 175V174H87ZM146 175L147 177H146V179L147 180H150L149 182L150 183H152V184H154L155 186H157L159 183L161 184L162 183V179H160V178H156V175H155V177H152V174L151 175ZM6 176V177H5ZM43 176V175H42ZM68 176V175H67ZM74 176V175H73ZM77 176V175H76ZM79 176V175H78ZM154 176V175H153ZM157 176V177H158ZM236 176V174L235 175H230L229 177H235ZM33 177V176H32ZM64 177V176H63ZM62 177V178H63ZM69 177V176H68ZM75 177V176H74ZM139 177V176H138ZM172 177V176H171ZM174 177V176H173ZM178 177H180V176H177V178ZM214 177H211V178H214ZM41 178V177H40ZM67 178V177H66ZM66 178L64 179V181L66 180ZM73 178V177H72ZM176 178V177H175ZM181 178H178V179H181ZM214 178V179H215ZM28 179V180H27ZM33 180H34V178H32ZM68 179H70V178H68ZM67 179V180H68ZM88 179V178H87ZM139 179H140V177L137 179L136 177H132V178H130L129 180H128V183H127V186H128V188L129 187H136V186H139V187H141V186H144L145 187V185H142V184H144V183H142V180L141 181H139ZM174 179V178H173ZM218 179V178H217ZM32 180V181H33ZM40 180V179H39ZM42 180H44V178L42 179ZM71 180V182H72V179H70ZM74 180H76L75 178H74ZM167 180H169V179H166V181ZM45 181V180H44ZM61 181H63V179L61 180ZM69 181V180H68ZM67 181V182H68ZM144 181H146L145 179H144ZM211 181H213V179L211 180ZM26 182H28V185H27V183ZM40 182V181H39ZM74 182V181H73ZM84 182V181H83ZM148 182V184L150 185V186H152L150 183ZM163 182H165L164 181V179H163ZM264 183V181H263V179H262V181H261V183ZM35 183H37L36 182V180H35ZM44 182L42 181L41 182V185L43 184ZM147 183V182H146ZM210 183V184H209ZM40 184V183H39ZM69 184H71V183H69ZM157 184V185H156ZM204 184V185H205ZM258 184V183H257ZM25 185V186H24ZM27 185V186H26ZM41 185H39V187L41 186ZM153 185V186H154ZM203 185V184H202ZM262 185V184H261ZM261 185L260 186H258V190H259V192H255V193H257L258 195H261V196H259V197H261L260 198V201L262 200V199H264V185H262V187H261ZM35 187V189H34V187ZM47 186V185H46ZM48 186H51L52 187V185L50 184V185H48ZM122 186H123V188H125L124 186V184H122ZM210 186H212V185H210ZM219 186V185H218ZM249 186V185H248ZM205 187V186H204ZM207 187V186H206ZM217 187V186H216ZM256 187V186H255ZM259 187H261V188H259ZM53 188V187H52ZM214 188V187H213ZM246 188H247V185H244V186H239L238 188H237V191H243V193L246 191ZM105 189V188H104ZM119 189H121V187L119 188ZM126 189H127V187H126ZM215 189V188H214ZM219 189V188H218ZM249 189H253V187L252 188H248L247 189V192H249V191H251V190H249ZM12 190H15V194L14 195H11V192H12ZM39 190H41V191H43L41 188H39ZM39 190L37 189V191L39 192ZM105 190H108V189H105ZM105 190H101V192H103V191H105ZM215 190H217V189H215ZM249 190V191H248ZM254 190V189H253ZM257 190V189H256ZM255 190V191H256ZM20 191H22V192H20ZM31 191V190H30ZM113 191V190H112ZM114 191H115V189H114ZM113 191V192H114ZM119 191L120 192H122L121 190H118L117 192H118V194H116V193H113L114 195H115V197L116 196H120V194H119ZM125 191V190H124ZM33 192V191H32ZM36 192V191H35ZM51 192V191H50ZM83 192V191H82ZM106 192V191H105ZM116 192V191H115ZM246 192V193H247ZM254 192V191H253ZM34 193V192H33ZM111 193V192H110ZM110 193L109 192H107V194H109L108 195V198H113V194H112V196H110ZM123 193V192H122ZM122 193H121V195H122ZM246 193H245V196H246ZM17 194V195H16ZM31 194V193H30ZM41 194V193H40ZM45 194H47V193H45ZM48 194L50 195V193H49V191H48ZM88 195H84V196H87V199H88V196L90 195V196H92V195H94V193H91V194H89V193H87ZM101 194V193H100ZM105 194V193H104ZM249 194H250V192H249ZM249 194H247V195H249ZM42 196L44 195V194H41ZM48 195V197L50 198L48 201L46 200L45 202H44V205H40V207L38 206L37 208H35L34 209V211L32 212V211H30L31 213H28V212H26V213H28V214H26V215H24V216H22V218L20 219V218H16L14 221H12V223H11V226L10 227H8V229H7V232L5 233L6 234V237L7 238H5V239H9L10 237H11V235H12V238H13V236H15L14 235V233H13V231L14 230H17L18 229V234L15 236V238L14 239H12L11 241L9 240L8 242L7 241H4V243L6 242L7 244H4V243H2V244H4V246H1L0 247V264H3L6 260L5 259H7V257H10V258H12L13 259V264H33L32 262L34 261H36V263H38V262H42V260L43 259H45L47 256H50V253L51 252H53L54 250V246L53 245H55V243H56V240H59V241H63L64 243H68L69 242V238L71 237V233H69L70 232V230H73L72 229V226L73 225H75L76 227H77V225H78V223H79V220L82 222V224H83V222H84V220L83 219H81L80 217L78 218V220L75 222L74 220H73V217L74 216H78L79 214H77V213H79L80 211H82V207L84 206L83 204H85V206H88V205H86V203L84 202H82V201H79V202H82L83 204H70V202H68L66 199L64 200V199H62L61 197L60 198H57L56 200H51V197H55V196H49ZM54 195V194H53ZM57 195H58V193H57ZM80 195V194H79ZM103 195V194H102ZM101 195V196H102ZM106 195V194H105ZM104 195V196H105ZM232 195V194H231ZM234 195V194H233ZM243 196H244V194H242ZM255 195V194H254ZM253 195V196H254ZM263 195V196H262ZM17 196V197H18ZM41 196V197H42ZM45 196V195H44ZM47 196V195H46ZM45 196V197H46ZM59 196V195H58ZM58 196H56V197H58ZM82 197L83 198V200H86V198L85 197ZM90 196H89V199H90ZM96 196H98V199H96L95 200V202L97 201L98 202V200H99V202H100V199L102 198L99 194H97ZM244 196V197H245ZM252 196V197H253ZM257 196V195H256ZM67 197V196H66ZM92 197H94V198H97V197H95V195L94 196H92ZM101 197V198H100ZM258 197V196H257ZM257 197H256V201H257ZM258 197V198H259ZM19 198V197H18ZM17 198V199H18ZM23 198V197H22ZM43 198V197H42ZM47 198V197H46ZM85 198V199H84ZM93 198V199H94ZM104 198V197H103ZM250 198V197H249ZM249 198L247 197H245V198H241V196H240V198H239V200H238V202H237V205L238 206H236L235 208V210L233 211V213H231L230 215L228 214V216L227 215H225L224 217H222V216H220V220L217 218V222L216 223H211V224H209L208 225V227L204 230V231H202V232H200L196 237H195V244H194V247H193V252L191 251V254H193V256L192 257H194V260H193V262H191V259H193V258H191V259H189L188 260V262H190L189 264H211V263H213L214 264V262H212V261H217L218 260V258H220V263L219 264H223L224 262H225V258H224V255H225V257H226V254H227V252H225V246L227 245L226 243H228L229 244V242L228 241H230L232 238H233V235H234V232L236 231V229H235V231H234V228H235V224H236V220L237 219H239L240 217L239 216H241V213H243V212H245V211H248V212H250L252 215L251 216H256V214L258 215V212H261L260 210V208H256V206L257 205H255V200H253V198L251 199V200H249ZM89 199H88V203L91 201V203H92V200L93 199H91L90 201H89ZM105 199H107V197H105ZM255 199V198H254ZM16 200V199H15ZM19 200V199H18ZM102 200V199H101ZM67 201V202H66ZM72 201V200H71ZM87 201V200H86ZM74 202H76V201H74ZM95 202H93L92 204L90 203L89 205H93ZM96 202V203H97ZM98 202V203H99ZM173 202V201H172ZM262 202H264V200L262 201ZM262 202H258L259 204H261ZM77 203V202H76ZM87 203V204H88ZM96 203L94 204V207L93 208H95V207H98L97 205H96ZM129 202H127V204H128ZM258 203H256V204H258ZM17 204V203H16ZM43 204V203H42ZM127 204H125V205H127ZM131 204V203H130ZM129 204V205H130ZM258 204V205H259ZM263 204V203H262ZM96 205V206H95ZM99 205V204H98ZM124 205V206H125ZM175 205H177V204H175L174 203V207H175ZM233 205H235V204H233ZM232 205V206H233ZM13 206H15V203L13 204ZM12 206V207H13ZM37 206V205H36ZM133 206V205H132ZM171 206H173V204H171ZM170 205H169V207H171ZM179 206H181V205H179ZM179 206H176L175 207V209L177 208V207H179ZM231 206V205H230ZM262 206V205H261ZM126 207H129L128 205L126 206ZM126 207L124 208V209H126ZM134 207V206H133ZM133 207H131V208H133ZM187 207V206H186ZM258 207V206H257ZM260 207V206H259ZM262 207H264V206H262ZM13 208H15V207H13ZM12 208V209H13ZM229 208H232V207H229ZM11 209V210H12ZM99 209V208H98ZM100 209H102V208H100ZM99 209V210H100ZM129 210H130V208H128ZM171 209V208H170ZM2 210V209H1ZM1 210H0V212H1ZM5 210V211H6ZM180 210V209H179ZM4 211V212H5ZM96 211H97V209H96ZM101 211V210H100ZM124 211V210H123ZM125 211H127V210H125ZM176 211V210H175ZM183 211V210H182ZM229 211H231V210H229ZM95 212V211H94ZM94 212H92V213H90V216L89 217H91V218H93L94 217ZM99 212V211H98ZM222 213V212H221ZM262 213V212H261ZM0 214H2V212L0 213ZM225 214V213H224ZM224 214H220V215H224ZM243 214H245V213H243ZM245 215H248V214H245ZM245 215H244V217H245ZM99 216H100V214H99ZM249 216V215H248ZM250 216V217H251ZM259 216V215H258ZM239 217V218H238ZM250 217H248V218H250ZM261 217V216H260ZM259 217V218H260ZM109 218H111V217H109ZM108 218V219H109ZM112 218H116V217H112ZM242 216H241V221L242 222H244L243 220H242ZM256 218V217H255ZM258 218V219H259ZM263 218V217H262ZM77 219V218H76ZM252 219H254V218H252ZM252 219H250V220H252ZM107 220V219H106ZM109 220H111V219H109ZM113 220V219H112ZM168 220V219H167ZM240 220V219H239ZM249 220V219H248ZM247 220V221H248ZM257 220V219H256ZM260 220V219H259ZM246 221V222H247ZM255 221V220H254ZM253 221V222H254ZM245 222V223H246ZM252 222V221H251ZM251 222H249V223H251ZM155 223V222H154ZM168 223V222H167ZM238 224H237V226L238 225H241V224H239L240 222H237ZM249 223H247V224H249ZM255 223V224H254ZM253 224L254 225H252V224H250V225H246V226H252L253 227V230H254V234H253V236L252 237H254L253 239H254V242L256 243H258L257 245H259V244H263L264 243V220H262V221H255ZM157 225V224H156ZM243 225V224H242ZM23 226H26V229L24 230V231H22V232H20L21 231V229H22V227ZM74 226V227H75ZM87 226H89V225H87ZM238 227H240V226H238ZM237 228V227H236ZM244 228V227H243ZM249 228V227H248ZM238 229H240V228H238ZM216 231V232H221L222 234H220V236L219 235H217L218 236V238L216 237L213 241H212V243H209L206 247H200V246H202L203 245V242H206V241H204L205 239H206V237L208 236V235H211V232L212 231ZM219 230V231H218ZM244 230V229H243ZM249 230V229H248ZM252 230V229H251ZM234 231V232H233ZM240 231H242L241 229H240ZM239 230H238V233L240 232ZM73 232V231H72ZM216 232H214V234L216 233ZM245 232V231H244ZM251 231L249 230V233H250ZM242 233V232H241ZM241 233L239 234V235H241ZM246 233V232H245ZM4 234V235H5ZM248 234V233H247ZM246 234V235H247ZM251 234V233H250ZM10 236L9 238H8V236ZM237 235V233L234 235V236H236ZM242 235H243V233H242ZM245 235V236H246ZM211 236H213V235H211ZM211 236H209V237H211ZM249 237L251 236V235H248ZM215 237V236H214ZM239 237L240 236H238V238H237V241H238V239H239ZM3 236L1 235V239H2V241L1 242H3ZM167 238V237H166ZM251 238V237H250ZM210 239V238H209ZM234 239V238H233ZM248 239V238H247ZM241 240H242V238H241ZM239 241V243H241V244H246V242L244 243V242H242V241ZM243 240H244V237H243ZM252 240V239H251ZM210 241V240H209ZM234 241V240H233ZM236 241V240H235ZM233 242V243H236V242ZM247 241V240H246ZM249 241V240H248ZM252 242V241H251ZM60 243V242H59ZM208 243V242H207ZM40 244V245H39ZM77 244V243H76ZM248 244V243H247ZM247 244L245 245V246H247ZM39 246V247H36V246ZM58 245V244H57ZM192 245V244H191ZM230 245H233V244H230ZM238 245V244H237ZM240 245V244H239ZM251 245V244H250ZM249 245V246H250ZM252 245L254 246L255 244H253L252 243ZM60 246V245H59ZM58 246V247H59ZM63 246H66V245H63ZM71 246V245H70ZM69 246V247H70ZM75 246V245H74ZM77 246H78V244H77ZM188 246V248L190 247L189 246V244L187 245ZM187 246H185V247H187ZM235 246V245H234ZM241 246H243V245H241ZM263 246V245H262ZM28 247V248H27ZM236 247V246H235ZM240 246H238V248H239ZM250 247H252V246H250ZM249 247V250H252L251 248ZM258 247V246H257ZM256 247V248H257ZM27 249L26 251L28 252H30V256H25V253H27V252H24V249ZM57 248V247H56ZM188 248H186V249H188ZM191 248V247H190ZM241 248H244V247H241ZM240 248V249H241ZM260 248V247H259ZM259 248H258V250H259ZM239 249V250H240ZM246 249V248H245ZM247 249H248V246H247ZM246 249V250H247ZM253 249H254V247H253ZM262 249V248H261ZM260 249V250H261ZM264 249V248H263ZM56 250V249H55ZM184 250V249H183ZM238 250V249H237ZM242 250V249H241ZM259 250V251H260ZM63 251V250H62ZM61 251V252H62ZM76 251V250H75ZM189 250H187V252H188ZM227 251V250H226ZM245 250H242V255H243V253H246L247 254V252L248 251H246V252H244ZM254 251V250H253ZM255 251H257V250H255ZM259 251H257V252H259ZM184 252H186V250L184 251ZM187 252H186V254H187ZM229 252V251H228ZM60 253V252H59ZM66 253V252H65ZM75 253V252H74ZM226 253V254H225ZM29 254V253H28ZM186 254L185 253H183V258H185L186 257ZM190 254V253H189ZM232 254V253H231ZM246 254H244V255H246ZM51 255H52V253H51ZM230 254L228 253V255H227V257L226 258H230V256H229ZM241 255V254H240ZM62 256V255H61ZM179 256V255H178ZM187 256H189L188 254H187ZM232 256V255H231ZM64 257V256H63ZM223 257V258H222ZM238 257V256H237ZM241 257V256H240ZM240 257H238V258H240ZM246 257V256H245ZM244 257V258H245ZM260 257H262L261 255H260ZM9 258V259H10ZM48 258V257H47ZM52 258V257H51ZM62 258V257H61ZM167 258H168V255H167ZM166 258V259H167ZM171 258V257H170ZM188 258V257H187ZM189 258H190V256H189ZM222 258V259H221ZM233 258V257H232ZM174 259V258H173ZM179 259V258H178ZM217 259V260H216ZM11 260V259H10ZM51 260V259H50ZM54 260V259H53ZM59 260V259H58ZM172 260V259H171ZM171 260H170V262H171ZM222 260H224V262L222 261ZM228 261H227V263H230L231 264V261H229V259H227ZM233 260V259H232ZM235 260V259H234ZM246 260V259H245ZM47 261V260H46ZM56 261V260H55ZM67 261V260H66ZM74 261V260H73ZM167 261V260H166ZM165 261V262H166ZM173 261V260H172ZM186 261V260H185ZM185 261H183V262H185ZM223 263H222V262ZM237 261V260H236ZM239 261V260H238ZM244 261V260H243ZM247 261V260H246ZM246 261H244V262H246ZM12 262V261H11ZM10 262V263H11ZM68 262H69V260H68ZM168 263H169V261H167ZM177 262V261H176ZM233 262V261H232ZM235 262V261H234ZM233 262V263H234ZM240 262V261H239ZM241 262H242V260H241ZM257 262H258V260H257ZM257 262H255L256 264H257ZM7 263H9V261L7 262ZM66 263V262H65ZM72 263H74V262H72ZM77 263V262H76ZM173 263V262H172ZM172 263H169V264H172ZM175 263V262H174ZM237 263V262H236ZM54 264V263H53ZM62 264H64V262L62 263ZM68 264H70V263H68ZM177 264V263H176ZM181 264V263H180ZM184 264V263H183ZM186 264V263H185ZM188 264V263H187ZM226 264V263H225ZM235 264V263H234ZM238 264V263H237ZM245 264V263H244Z\"/></svg>",
    "mask_w": 264,
    "mask_h": 264
}]
</instances>
